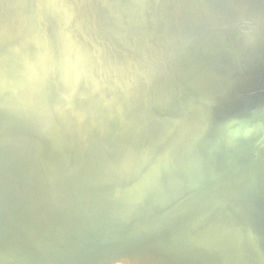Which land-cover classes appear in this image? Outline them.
Returning a JSON list of instances; mask_svg holds the SVG:
<instances>
[{"label":"bare ground","instance_id":"bare-ground-1","mask_svg":"<svg viewBox=\"0 0 264 264\" xmlns=\"http://www.w3.org/2000/svg\"><path fill=\"white\" fill-rule=\"evenodd\" d=\"M72 1H74V0H72ZM117 1L120 2V4H122V5H123V3L125 4V1L123 2V0H117ZM153 1H152V3H153ZM155 1L157 2V0H155ZM170 1L172 4L173 3L172 1H174V0H170ZM187 1H189V3L191 4L190 0H185L186 3H182V1H181L180 5L182 3L183 6H180L179 0L177 1L178 5L181 7V8L179 7L180 10L182 9V7H185L184 4L186 5ZM194 1H197V0H192V2H194ZM200 1L201 0H199V2ZM246 1H248V0H246ZM246 1H244V0H207L205 2V4L203 3V1H201V3H203L204 6L199 5V4L198 5L200 7L196 6L197 3L195 2L194 5L193 4H192V6L190 5L191 7H189V8H188V6H186V8L182 9V11H179V9L177 8L178 6L176 7V5H177V3H176L174 6L178 9L177 11H179V13H177V11H176L177 14H176L175 18H174L175 14L171 15L172 19L176 20L175 21L176 23L172 21L171 16L168 17L169 19L166 16H164V17H161L160 21H162V24H163L166 21V19H168V22H165V24H163V25H161L159 23L157 31H156V29H154L155 26H157V23H156L157 19H155L156 25L153 24V25H155L153 28V31L152 32L150 31L151 28L148 29L151 32V36H153L154 40H155L156 34L160 30L159 27L163 28L160 30V31L163 30L162 34H160L158 32L161 36H163L162 37L163 40L161 41L159 39L160 38V35H159V36H157V39H156L157 42H155L156 41L155 40L154 43H152L153 45L156 43L158 44V42L160 40L161 41L160 47H158L159 45L156 44L157 47H156V45H154V47H156V48L151 49L152 44L147 42V41H149V40H147L149 38L148 36H147L148 37L147 39H146V37L144 39H145V42L147 45H148V43L151 45L145 46V42L143 41L144 45H141V46L137 45V47H134L135 42H133L134 44L132 45L131 42H130L131 44L129 43L128 39L121 38L120 40H118L122 36L116 37L117 38L116 40H118L119 43H123L121 45H125L126 48L131 50V51L130 50H128V51L132 53V56L130 58H128L129 56L126 55V53L128 54V51H126V53H123V52H125V51H123L124 47L122 48L121 46H119L120 45L119 43H117V45H118L117 47H121L122 50H120V48H117V47H116L117 50H115V47H114V50L116 51L114 55L115 56H116V54L118 55L117 51H119V50L122 51L121 53H123L124 56H126L124 61L121 60L124 57L123 55L120 58L121 54L118 55L121 61H118V59H119V58H117L118 56L117 57L114 56L115 58H117L115 60H113L112 58H109L110 56L111 57L113 56V55H111L112 53L109 54V57L105 54L106 50H104L102 48V47H104L105 44L103 46L99 45V44L94 46L93 45L94 43H92V42L95 39H93L91 41L92 44L90 47L86 46L82 50H80L81 51L80 55H79V53L77 54V52L79 50L77 49L78 43L76 44L77 47L74 49H76V51H77L76 56L79 55L78 56L79 65L77 66L78 72H80V74H82V76L89 74V77L90 76L92 77L91 80L94 83L93 86L98 87L102 91L104 98L108 99V101H110L114 107L107 106L106 104L103 105V103L101 104L102 101H100V103L98 102V100H97L98 97L96 98V95H95V93H96L95 87L92 86L93 90H94L92 92L87 87L82 86L81 88H78L77 90H76V88H74L76 90V91L74 90L75 91L74 96L69 93V95H72L71 96L72 98L69 96V98H71V100H70L71 102L69 104L71 107V110H68V113H67L66 112L67 110L65 111L66 108L64 107V104L69 102V100H68L69 98L67 99L66 97H64L65 91H64L62 85L59 83L60 81L57 82L58 77L56 76L57 77L56 81L54 80L55 78L52 79V81L54 80L55 82L52 83V81H51L49 83L50 84L49 92L52 93L54 100H55V103H53L51 109H49V112H50V115L48 116L49 117V125L47 126L48 128L44 129L45 130L44 132L47 131V133L41 132V133H44V135L42 138H41L42 135H40V138H41L40 141L42 142V144L40 141H38L41 144L38 147V148H40V150L39 149L38 150H39V152H41L42 145L43 146L46 145L45 142H51V147L53 149L51 151V152H53V154H51V155H54V160H55L54 162H55V164L57 163L58 169H59L58 172H60V171L62 172V170L64 171L66 166H68V165H66L68 160H70V162L69 161L68 162L71 165V163L74 162L73 161L74 159L76 161L77 160L81 161L82 158L85 157V155H86V157H85L86 159L83 158L84 160H82L81 162L85 161L84 164H86L88 167H90L94 163L96 165V161H98V160L100 161V159L104 160L103 158L108 156V154H109V156H108L109 158H106V159H110V157L112 158V156H114L113 157L114 160L117 159L119 162L118 158L121 155L119 157H117V156L119 154L118 150L120 151V149H122V148H120V147H122L121 144H125L127 146L128 142H131L132 138L134 139L136 137H138L136 140V141H138L139 136L142 137V135H139V132L141 134L145 129L147 132V128H148V133H149V131L151 130V129L149 130V128H151V126L156 122L155 118H154V111H152L151 108H149V107L152 106L154 103L156 104V102H153V100L157 101V99H161L165 94H166L167 98L170 100L169 102L172 105H174L175 100L177 101V99H179L177 97H176L177 99L174 97V95L178 92L179 96H181L180 99H181L182 103H184V107H186L187 110L188 109L191 110L192 112L191 111L190 112L192 114L191 115H190V113L188 114V112L186 110V112H187L186 115H189V116L188 117L184 116L185 117V119H184L183 114L179 113L180 110L179 111L174 110V112L177 111L180 115V116L176 115V118L179 117L180 119H182V118L184 119L183 122H182V120L179 121L178 120L179 118L175 119L176 121H179L181 123V125L179 123L177 125V123H176V127L180 125L179 128H177L175 132L173 131L174 129H171L174 132L171 134H169V132H166V133H168V135H166V133H165V135L168 136L169 138H167V140H165L164 142H162L163 141L162 138L166 137V136H163L164 134H163V132H162L163 130H162L161 131L162 134L160 133L159 137L155 138V139L162 140L161 142L158 141L159 142L158 144H160V143L161 144L158 145V147L156 146V148L153 147L154 150L149 152L148 155L142 156V158H140L139 160L134 159V161H136V162H134L133 166L130 165V167H131L130 170L127 169V168H129V167H127L128 162H127V164L122 163V165L123 166L126 165V169L129 170L128 176H126V174H124L127 177L126 179L124 178L122 180V178L119 177V175L117 176L118 179L121 178L122 185L124 183L123 181L126 180L125 185H123V187L116 188V186H114V184L112 185L110 183L112 185L110 187H115V188H109V185L107 184L108 190L105 191L107 188L105 186V190H103L104 186H102V183H101L98 186H101L102 191L103 192L105 191V192L102 194L101 193L102 191L100 190L101 187H99V191H100L101 195L96 194L98 196L95 200L87 202L86 198L89 196L87 194L88 196L85 198L86 200H82V202L85 201L86 203H84V205L78 203V205H83V206L78 207V205L76 203V204H73V205H77L76 208H69V209L67 208L66 209L64 207L65 209H63V210H61L59 208V210H60L59 212H56L53 210L54 208H51L52 202H50L51 203L50 207H49L48 202H47V198L50 196V194L51 195L54 194L51 192L52 191L51 187H50L51 190H49L50 192H48V193L45 192V190H44V193L47 194V198L44 197L45 194H42L44 196L38 195V194H40L38 192H37L38 196L37 195L32 196V194L30 193V191L33 192L32 188H30V190H29V193L31 194L32 197L25 195L26 194L25 191H27V188H28L26 186L28 184H32V181H31L32 179L31 180L29 179L30 183H28L29 180H27L28 184L25 182H22L25 180V178H24L25 174L23 172L24 169L22 168V165H21L23 162L21 159H24V157L22 156V152H20V150H19V147H20V149H22L21 148L22 146H20L19 144H18L19 146L17 145L18 142L23 141L22 138L25 136V133H27L26 127H27V130H29V131L32 130V134L35 132V130L39 131L38 129H40V127L42 128V124L40 126H39V124H37L39 126V128L36 127L35 125H36V121H37V123L39 122L38 121L39 119H36L37 114H38L37 111L39 109V108L37 109V102L38 103L40 102L39 98H37V95L39 94L38 92H40L39 89H42L40 87L39 82H40V80L43 79L41 77V79L35 80L33 78H30L27 74L26 75L24 74V70L26 69V62L21 61L19 59L17 48H18V46H20L21 44H23L25 42L29 43L28 48H30L31 50L28 51V54H27L28 58L35 59L36 57H38L40 59H43V55L41 53L40 47H41L43 38L48 33V30L47 29L45 30L46 26H45V24H43L44 22L41 20V18H42L40 15L41 12L39 10L36 11L34 9L30 10L31 8H33V4H32V6L30 4L29 9L27 10L28 13H25L27 16L24 17L23 19H21L19 22H18V20H16V22H18V23H15V24L12 22L13 21L12 18L8 19L10 16L8 14H10L11 12L4 13L3 10H0V58L5 59L6 61L11 60V64L7 65L6 70H1L2 65L0 64V75H3V74L7 75V78L4 80L3 84L0 85V124L2 125V123H3L2 131L0 132V135H2V137H3V138L0 137V153L7 154L8 156L11 157L12 161L14 162V165H13L14 168L18 166V169H16V168L14 169L11 167L7 168V167L3 166L0 162V164H1L0 169L3 170L2 172L0 170V173H1L0 174V242L3 243V245H4V250L2 252H0V264H4L3 261L1 260V257H3V260L8 258L9 257L8 253L14 251L15 248H21L25 253V260L22 264H143L144 262L146 264H156V261L154 259L156 257H158V256H156L158 253H159L158 255L161 256L162 252H163L162 253L163 260H166V261H164L165 264H168V262L170 260L180 259V258L182 259L183 257L185 260H187L186 257H191V258L196 257V259L198 258V261H203L204 259H206L205 261H207V259L210 260L211 256H212L214 263L211 260V262L208 261V264H210V263L215 264L216 263L215 261H217L218 259L213 257V255H211V252L213 254L217 255L218 258H220V257L222 258V256H223L222 254L228 253V255H230L233 251H234L233 253L237 254V255L235 254L236 255L235 257H238L237 260H239V257H240V259H242L239 261V262H241V264H244V262L248 258H249V260H247V261L250 264H264V182H262V180H261V177L264 175V163H263L264 161L261 158L258 159V157L264 155V62L262 63L261 62L262 60L259 61L260 59L264 58V56H261L262 58L257 60L255 63L252 60H251V62L249 61L250 60L248 58L249 56L247 57L249 60L246 58L247 64H249L248 62H250L251 64L253 62V64H254L251 70H250L251 67H249L247 64L239 63L243 67L245 65H247L248 66L247 68L249 69V72L247 74L248 75L247 79L245 78V76H244V79H243V77L239 78V79H242L243 81L246 79L244 82L245 85L243 84L242 81H238L240 85L241 84L244 85V87H242V86L239 87V85H237L238 82L237 83L235 82L236 83L235 84L234 82L231 81V85L229 84L230 81H228L227 79L232 80V78L231 79L229 78L230 77L229 73H230V71H233V70L227 69L229 71V73H228L226 68L224 69V64L223 65L219 64V61H221V60L217 61L216 60L217 56L214 57V54H213V52H215V50H214L215 45L213 46V44L216 43V42L213 43V41H216L215 39L217 38L218 35H220L221 33L223 34V31L222 32L219 31L220 34H217L218 28L220 26H222V25L219 26V24L224 23L223 28L225 26V29H226V27H227L226 24H228L229 22H233L230 24H231V29H235L234 31H236V32L240 31L241 33H243V35H246V37H248V35L252 34V33H250V30L252 29L251 26H248L246 24L248 22L250 23V25H251V23H254L251 21L252 20L254 21V18L256 16L257 12L260 14V16L258 14L259 17L262 16V14H261L262 12L260 10L264 7L262 6V8L260 9L259 8L260 5H258L257 3L260 1H263V3H264V0H260V1L258 0V2L254 1L257 3L251 2V4L250 3L248 4V6H250L252 4L258 5L259 11H256V9L254 10L253 8H255V7L248 8ZM85 2L92 4L93 0H75L74 1L75 6H77L78 4L80 5L82 3H85ZM136 2H137L136 3V5H137L138 0ZM144 2L146 3V0H144ZM159 2L160 1H158V3ZM164 2H166V0H164ZM244 2L246 4L245 8H248L247 10L244 8L245 11L242 7ZM74 3H72V2L70 3L72 5V8H71L72 13H73V9H74L73 7H75V6H73ZM131 3L134 4V2H132V1H131ZM160 3H162V2H160ZM166 3L168 4V7H167ZM166 3H164V5L160 4L161 6H164V7L160 6V8H162V11L165 10L166 12H169V14H170L171 10L169 8H172V7L174 8V6L169 7V3L168 2H166ZM240 3L242 5H240ZM68 4H69V2L65 3V5H67L69 7L70 4L69 5ZM139 4L137 5V7L139 6ZM141 4H142V7H144V3L142 2ZM147 4H148V2L146 3V5ZM149 4H150V1H149ZM154 4L155 3H153V5ZM261 4H262V2H261ZM148 5L146 6V8L148 7ZM150 5L149 6L152 7V4H150ZM156 5L157 6H154L153 9H155V7H157V9H156L157 11L156 10L155 11L158 12L159 11L158 10V4L156 3ZM124 6H126V4ZM129 6H128V8H129ZM70 7L68 10L71 11ZM137 7L136 6L134 7V5H132V7H130V8L133 9V8H137ZM34 8H35V6H34ZM116 8H117V10L119 9L118 7H116ZM124 8H126V10H127V7H124ZM139 8H137V9H139ZM163 8H166V9H163ZM142 9H140L141 12H142ZM167 9L170 11H168ZM174 9H172V11H174ZM126 10H124V12ZM150 10H146V11H148V13H150V12H152V10L151 11ZM137 11L138 10H135V11L132 10V13L133 12L136 13ZM155 11H153V13H154V15L152 14L153 16H156L158 14V13L156 14ZM160 11H161V9H160ZM160 11H159V15L161 14ZM165 11H164V13H165ZM3 13H4V18L2 20L1 15ZM72 13H70V14H72ZM148 13H147V17L148 16L151 17V15H149ZM109 14H111V13H109ZM141 14L142 13L136 15V17L138 16V18L141 19V16H140ZM171 14H172V12H171ZM118 15H120V14H118ZM124 15H126V14H124ZM245 15H248V17ZM123 17H120L119 20H117L122 25L125 22V20L128 19L127 17H129V16L124 17V18ZM136 17H134V18H136ZM145 17H146V15H145ZM115 18H116V16H115ZM131 18L132 17L129 18L130 21L132 20ZM153 18H155V17H152V19ZM262 18L263 17H261V19ZM140 19H139V21H140ZM152 19H148V20L150 21ZM237 19H239L241 21L243 19L246 20L245 22L243 21V23H244L243 27H241L239 25L242 22L239 23ZM144 20H146V19L144 18ZM144 20L141 19L143 24H144ZM262 20H264V19H262ZM130 21H129V23H130ZM139 21H138V23H139ZM106 22H108V21H106ZM111 22H110V24H111ZM115 22H116V20H115ZM134 22H136V21H134ZM134 22H132V23H134ZM145 22L147 24V27L141 23L144 26V28L142 27L143 31H147V28L150 25V24L148 25V21H145ZM101 23H102V21H101ZM101 23H100V25H101ZM120 23H118V24L120 25ZM174 23H175V25H174ZM243 23H242V25H243ZM255 23H257V19H256ZM259 23H260V25L258 24V26L260 28L261 22H259ZM104 24H105V22H104ZM104 24H103V26H104ZM118 24L116 22V25H114V26L116 27ZM107 25H109V24H107ZM107 25H105V27ZM122 25H120V27ZM129 25H131V23ZM262 25H264V24H262ZM237 26H240V27H237ZM256 26L257 25H255V27ZM123 27H124V25H123ZM140 27L141 26H139V27L136 26L135 28L138 31V28H140ZM145 27H146V29H145ZM94 28H95V26H94ZM125 28H127V26H125L124 29ZM135 28H134V30L132 29V27H130L128 29H132V32H135V30H136ZM142 28L140 30H142ZM228 28L230 29L229 24H228ZM228 28H227V31H228ZM105 29H107V28H105ZM118 29L116 28L114 32H116V30L118 32ZM128 29H126V31ZM255 29H258V28H255ZM255 29L252 31H255ZM263 29L264 28H262V30ZM94 30H96V29H94ZM98 30H99V28H98ZM98 30H97V32H98ZM121 30H123V28ZM221 30H223V29H221ZM102 31H104V30H102ZM109 31L111 33V29ZM126 31L123 32L125 35H126V33H125ZM143 31H141V32H143ZM149 31H147V32L149 33ZM256 31H255V33H256ZM84 32L85 31H83V33ZM97 32H96V34L99 35L98 33L100 32V30L98 33ZM258 32H260V31H258ZM263 32L264 31H262V33ZM123 33H122V35H123ZM127 33H128V31H127ZM138 33L140 34V32H138ZM138 33H136V34H138ZM85 34L88 36L87 32ZM92 34H94V33H92ZM109 34H108L107 40H109V37H110ZM112 34H113V32H112ZM130 34H133V33H130ZM139 34H138V36H139ZM141 34H143V33H141ZM63 35L66 36V33ZM114 35H112V36H114ZM146 35L147 34H145V36ZM224 35H225V32H224ZM243 35L242 36L239 35V36L243 37ZM256 35H258V33L255 34V37H256ZM262 35H264V34H262ZM90 36L91 35H89L88 37H90ZM100 36H102V37L101 38L99 37V39H104V42H101L103 40L100 41L98 39L99 43L100 42L102 44L106 43L107 40H106V38L103 37V36H105V31H104V35H100ZM115 36H117V35H115ZM133 36H134V34L132 35V37ZM225 36H227V35H225ZM228 36H229V34H228ZM253 36H254V34H253ZM77 37H78V35H77ZM123 37H124V35H123ZM250 37H251V35H250ZM250 37H249V39L253 38V37L252 38H250ZM31 38L32 39L35 38V39L32 40ZM68 38H69V40H67V41L65 40L64 42H67V43H68V41L71 42L73 37L71 35V37H67V39ZM70 38H71V40H70ZM94 38L97 39L98 37H94ZM112 38H110V40H111V42H112V40L114 42L115 37L113 39ZM259 38H260V36H259ZM262 38H263V36H262ZM78 39L81 40V38H77V40ZM85 39H87V38H85ZM149 39H151L150 41H153L152 37ZM80 40L78 41L79 43H80ZM105 40H106V42H105ZM110 40L108 41V43L110 42ZM222 40H223V37H222ZM227 40H229V37ZM235 40H236V38H235ZM255 40L253 39V41L256 42L255 47H256V45L259 46V44H257V43H259V41H257L256 38H255ZM89 41L90 40H88V42ZM133 41H135V40H133ZM139 41L141 43V40L138 39V42H136V44L137 43L139 44ZM239 41H240V43H239ZM239 41H237V43H239L240 46L242 44H245V46H247L248 44L246 45V43L253 42V41L244 42V37H243L244 43H241V38L239 39ZM245 41H246V38H245ZM64 42H62V45H64ZM82 42H83V40H82ZM230 42H232V41L230 40ZM230 42H228V43H230ZM263 42L264 41L262 40L261 43H262V46L264 47ZM108 43H106L107 48L111 47V49H112L113 45L114 46L116 45V43H114L113 45L111 43H109V44H111V46L109 47ZM224 43H225V40L221 44H224ZM86 44H87V42H86ZM216 45H218V43H216ZM224 45L223 46L221 45V47H220V43H219V47L221 48L220 52L222 53L221 55L222 56L226 55L227 58L224 57V60L226 61L228 58H233V53L235 54V52H237V49L233 50L234 47L231 43H230V45H232V47L230 46L232 49L231 51H230V48H228L227 46H224ZM236 45H238V44H236ZM250 45H252V44H250ZM66 46H63V47L66 48ZM132 46L134 47V49ZM245 46H244V48H245ZM262 46L260 44L259 50H261ZM69 47L67 46V48H69ZM242 47H239L238 49H241ZM248 47L252 49L253 45H252V47L247 46V48ZM263 47H262V49H264ZM101 48L104 50V53H103V51L101 53L100 52L101 50L99 51V49H101ZM126 48H125V50H126ZM149 48H150V50H149ZM218 48H216L217 51L219 50ZM69 49L71 50L72 48H69ZM93 49H94V51H92ZM114 50H112V52ZM241 50H243V48ZM256 50L258 51V49H256ZM63 51L64 50L59 51V53L61 52L60 56H62ZM65 51H66V49H65ZM96 51H99L100 52L99 54H104L105 58L107 56V58H109L108 63L103 62L104 60H102V57L104 58V55L103 56L99 55L100 57H97V58H99V60H102V61H101L100 65H97L98 63L96 65H94L96 63L95 62L93 64L95 59L93 62L91 61V59L93 60V58H96V57L92 56V53L96 52ZM107 51L109 52L110 50H107ZM254 51H255V49L253 50V52ZM239 52H240V50L238 51V53ZM241 52L243 53V51H241ZM251 52L252 51H250V53H249L250 55H252ZM59 53L57 55H59ZM217 53L219 54V51ZM238 53L236 55H238ZM244 53H246V52H244ZM244 53L239 55V56L242 57V55H245ZM261 53L264 54L263 51ZM63 54L66 55L65 52ZM95 54L97 55L98 53H95ZM95 54H93V55H95ZM69 55L70 54H68V56ZM128 55H130V54H128ZM246 55H248V54H246ZM60 56H59V58H60ZM239 56L236 58L234 57L236 59V61L239 59ZM257 57H260V56H257ZM65 58L66 57H64L63 59L66 60ZM70 58H69V62H70ZM107 58H106V61H107ZM126 58H128L127 60H130V59L132 60V61H130V63L132 65H130V63L126 60ZM234 58L232 60H234ZM242 58H243L242 62H245V58L244 57H242ZM56 59H58V58L56 57ZM67 59H68V57H67ZM219 59H222V57L221 58L219 57ZM55 60H53V59H47V60L43 59L42 60V62L45 63L42 68L43 69L46 68V69H44V71L48 75H49V73L47 71H50L48 68L49 65L54 66L53 70L55 72V64H53V65L51 64V63L57 62ZM58 60H60V59H58ZM125 60L127 62H125ZM255 60L256 59H254V61ZM227 61H229V60H227ZM230 61H229V63L232 64ZM239 61L241 62V60H239ZM72 62H74L73 58L71 60V63H69V65L70 64L72 65ZM62 63H65V62H62ZM66 63H67V60H66ZM102 63H105V64H103V66H102L103 69H100ZM58 64H56V65H58ZM230 64L227 66L229 67ZM61 65H64V64H61ZM234 65L236 66L238 64H236V62H235ZM96 66H98V67L96 68ZM227 66H225V67H227ZM242 66L240 67V69L242 68ZM110 67L114 70V72L111 71L112 69ZM237 67L239 69V66H236V68L234 67L236 71H237ZM47 68H48V70H47ZM51 68H53V67H51ZM60 68L61 67H59V69ZM71 68L72 67H70V69ZM64 69H62V70H64ZM76 70L74 71V73H78V72H76ZM96 70L99 71V73L101 71H103L104 73L101 72L102 75H99V73L96 72ZM245 70H244V72H245ZM110 71L113 72V74L110 73ZM54 72H53V75L56 74ZM63 72H65V71H63ZM67 73H68V71H67ZM67 73H64V76H66L65 74H67ZM238 73L239 74L241 73L239 75V77H241L243 70L241 72L237 71L236 74H238ZM246 73L247 72H245L244 74L246 75ZM71 74H72V72H71ZM50 75H52V74H50ZM60 75H59V78H61ZM48 77H46V78L48 79ZM66 77H64V79ZM234 77H238V76L234 75ZM62 78H63V76H62ZM74 78H75V76H74ZM76 78H79V77H76ZM89 79L90 78L86 79V77H84L83 80L87 81ZM48 80H50V78ZM83 80H82V82H83L82 85L85 84ZM234 80L236 81L235 78H234ZM62 81L63 80H61V82ZM75 81H76V79H75ZM79 81L80 82H78V79H77V82L80 85V83H82L80 78H79ZM41 82L43 83V80ZM64 82L66 83V79ZM64 82H62V83H64ZM92 82H91V84H92ZM240 82H242V83H240ZM18 83L21 86L16 87V85H18ZM73 83H71V84H73ZM77 84H75V85H77ZM65 85H67V83ZM41 86H42V84H41ZM74 87H76V86H74ZM45 88L48 89V87H45ZM70 88L69 87L66 88V89H68L67 91H69V90L72 91V87H70ZM98 88H96V89H98ZM91 90H92V88H91ZM40 95H41V92H40ZM175 96H177V95H175ZM42 97H44V96H42ZM65 98L68 101L64 100ZM163 99H165V97ZM45 100L47 101V98H45ZM41 101H43L45 103L44 100H41ZM65 101H66V103H63ZM151 101L153 102V104H150V106H149V103ZM163 102H166V100ZM179 102L177 101V103H179ZM157 103H158V101H157ZM215 103H220L221 108L214 110L213 107L215 106L214 105ZM161 104H165V103L161 102ZM180 104H181V102L179 103V105ZM43 105H46V104H43ZM49 105H50V103H49ZM49 105H47V106H49ZM167 105H168V103H167ZM167 105L165 104L166 107H168ZM41 107H43L42 104H41ZM177 107L175 109H177ZM184 107L182 108V106H181L182 110L184 109ZM164 108L165 107L163 106V109ZM169 108L171 109L170 113H169L170 110L167 111V108L164 109V111L166 110L165 112L161 109V107L160 108L158 107L157 110L156 109H154V110L160 111L158 109H161V111H163V112H161L162 114L165 113L166 116H169V115H167V113H169L172 117L171 113L173 112L172 108H174V107L169 106ZM210 110L211 111L214 110V112L212 113V112H210ZM216 110L219 113H215ZM44 111H46V110H44ZM184 111H185V109L183 110V112ZM69 112L70 113L73 112V114H71L72 116L76 115L75 117H77L78 115L79 116L81 115V117H82L81 122H78L79 124H77V122H76V124L79 127L78 128L79 131L76 133L74 130L72 131V129L70 131L67 130L69 126L72 127V124L75 121L74 120L75 117L73 119L71 117V115L69 114ZM177 112H175V114H177ZM40 115H42V114H40ZM46 115H47V113H46ZM181 115H182V118H181ZM48 117L46 118L47 120H48ZM81 117H79V118H81ZM134 117L139 118V120L135 119L136 120L135 121ZM157 117L159 118L158 115H157ZM39 118H45V114H44V117H39ZM79 118H78V120H79ZM158 118H156V119H158ZM163 118H165V117H163ZM163 118H162V121H163ZM167 118L169 119V117H167ZM172 118L174 119V117H172ZM86 119H88L90 121L87 122ZM173 119L170 118V120H173ZM170 120H168L167 122L172 123V121H170ZM42 121H43V119H42ZM42 121H40V123ZM164 121H165V119H164ZM23 122H25L26 124L23 125L24 124ZM82 122H85V123H82ZM80 123H82L83 125L79 126ZM174 123H175V121H174ZM44 124H46V123H44ZM44 124H43V127H45ZM157 124H156V126H157ZM159 124L161 125V121ZM164 124H166V122H164ZM168 125H171V124H168ZM73 127H74V125H73ZM161 127H163V126L158 125V127L157 128L155 127V128L156 129L159 128L158 130L160 131ZM168 127H166V128H168ZM36 128H38V129H36ZM153 128L154 127H152V131H153ZM171 128H173V126H171ZM87 129L91 130L90 133L87 131ZM156 129H155V131H156ZM40 130H43V129H40ZM85 130L87 131V135L88 134L89 135L86 136L87 139L85 138V140H84V138H82V137L84 135L83 131H85ZM169 130H170V128H169ZM67 131H68V133H67ZM165 131H168V130H165ZM66 133L68 134V136H69L68 139H70L71 142L75 143V141H78L80 143V141L82 142V140L86 142L83 149H86L87 152H85V150L83 152V149H80V152L82 150L83 154L86 153V154H84V156L81 154L83 156L82 158L79 156L80 152L78 154L76 153L75 155L70 153V152H73L71 150H70V152L68 151L69 153L67 151L63 152V147H61V146L71 145V142L69 140L68 141L70 142V144L66 141L67 136H66V138H64L62 135V134H66ZM148 133H146L147 136H148ZM150 133H151V131H150ZM150 133H149V136L151 135ZM61 135L63 138L61 137V139L59 141V136H61ZM160 135H162L163 137L161 136L162 138H160ZM27 136H29V135H27ZM32 136L34 137V135H32ZM144 136H146V135L144 134ZM144 136L142 138L140 137L139 141H141V139H143ZM33 137H32V140H30V142L32 141L34 143L35 137L34 138ZM150 137H152V136H150ZM128 138H131L130 139L131 141L129 140L126 143V140H128ZM153 138L154 137H152L151 140H153L154 143H156ZM29 139H31V138H29ZM62 139H64V141L67 142L68 145H66V143H60V142H62L61 141ZM145 139H144V142H145ZM149 139H148V142L147 141L146 142L150 144L151 140H149ZM58 142L61 145L58 146V144H59ZM142 142H140V143L142 144ZM28 143H29V141H28ZM74 143H72V144L74 145ZM133 143H134L133 145H135V146L138 145V144L136 145L135 141ZM147 143L146 144L143 143V145L144 144L147 145ZM29 144H31V143H29ZM62 144H65V145H62ZM82 144H84V143L82 142ZM116 145L117 146L120 145L119 146L120 149L119 148L116 149ZM130 145H132V144H130ZM3 146L6 148V150L4 148H2ZM30 146H32V148L35 147L34 144L33 145L31 144ZM48 146H49V144H48ZM48 146H47V148H48ZM128 146H127V149L129 147H131V146H129V147ZM135 146H133L134 149H135ZM139 146H137V147H139ZM148 146L150 147V145H148ZM70 147L73 148V146H70ZM80 147H81V145H80ZM123 147H124V145H123ZM25 148H27L26 150H28L27 146H25ZM32 148L30 149V151H32ZM113 148H114V150H117L118 154L113 151ZM35 149H36V147H35ZM43 149H44V147H43ZM76 149H77V147H76ZM131 149H132V147H131ZM131 149L129 150L130 152L127 150V152H129V155L131 154ZM144 149H145V147H144ZM47 150H51V149L48 148ZM65 150L66 149L64 148V151ZM67 150H69L68 147H67ZM111 150L113 151V153ZM123 150H121V151L124 153V151H126V150H124V151ZM146 150H145V152H146ZM30 151L28 150L27 152H30ZM33 151H34V149H33ZM121 151H120V154H122ZM136 151H139V150L136 149ZM23 152H25V151H23ZM34 152L35 153L37 152L36 154L39 153L38 151H34ZM45 152L43 155H45ZM51 152H49V153H51ZM26 153H24V154H26ZM111 153L112 154L115 153V155H112ZM133 153H135V152H133ZM139 153L141 154L142 151ZM30 154L27 156L29 157ZM116 154H117V156H116ZM135 154L133 157H131L132 159L138 157V156L135 157ZM146 154H147V152H146ZM126 155H128V154L125 153L124 154L125 157H121L120 160L122 158L126 159ZM137 155H139V154H137ZM142 155H143V153H142ZM24 156H26V155H24ZM46 156L39 157V158H41V160H39L38 158H36V160L38 159V161L43 162L42 159L44 158V163H45L46 160L48 159V158L45 159ZM48 156L50 158L52 157V156H50V154H48ZM115 156H116V158H115ZM28 157H27V161L25 160L24 163L27 162V164H28V159H29ZM256 157H257V159H256ZM131 158H129L128 161L131 162ZM30 159H29V161H30ZM33 159L35 161V158H33ZM106 159H105V163H106ZM71 160H72V162H71ZM49 161L47 162L48 164H49ZM116 161H114L115 163L112 162L111 160L109 161L110 163L111 162L113 163L111 165L115 166V167L112 166V168H116L118 166V165L116 166ZM100 162H99V165L101 164ZM32 163H34V162H32ZM32 163L30 162V164H32ZM38 163L36 161V165ZM50 163H52V162L50 161ZM80 163L78 162V164H80ZM119 163L121 164V162H119ZM124 163H125V161H124ZM27 164H26V166H27ZM72 164H74V163H72ZM84 164L81 163L80 167H83ZM131 164H132V162H131ZM39 165H40V163H39ZM53 165H54V163H52V166ZM111 165L107 166V168L108 167L111 168ZM45 166L47 167V165H44V167ZM71 166H72L71 168H73V165H71ZM94 166H92V169ZM100 166H102V165H100ZM104 166L105 165H103V167ZM31 167H32V165H31ZM54 167H55V165H54ZM54 167H52V168L54 170H56L55 168H57V167H55V168ZM121 167L122 166L120 165L119 170H121ZM41 168L43 169V166ZM41 168H38L36 170H38V171L41 170L43 172V170ZM138 169H139V172H138ZM25 170H26V174H27V168ZM80 170L82 171L83 168ZM88 170H89V168H88ZM100 170L104 172V168L101 169V167H100ZM100 170L98 172H100ZM105 170L110 171L111 169L108 170V169H106V166H105ZM49 171H51V175L53 177L55 174L58 173L56 171L55 174H52V173H54V171L52 172V169ZM67 171H66V173H67ZM73 171H74V168H73ZM114 171H115V169H113V171H112L113 174L111 173V175H114ZM28 172H30V171H28ZM45 172H46V170H45ZM47 172L45 175H48ZM78 172H77V174L79 175V178H77L75 176H73V177L75 179L77 178V180L81 181V179H80V178H82V177H80L81 173L79 172L80 173L79 174ZM38 173H40V172H38ZM82 173H86V172H82ZM89 173L88 174L86 173L88 175V177H90ZM93 173L91 172L90 174H92L93 179H95L93 176ZM116 173L121 174V173H119V171L117 172V170H116L115 176H116ZM227 173H229L230 175L232 174L231 180H234L233 183H235V186L237 188L236 190H238V193H237V195L232 194L233 189H229V191L230 190L232 191L231 194L233 195V197H234V195L237 197L236 198L234 197V199H233L231 197V194H228L229 192H227L226 195H228V196L230 195L229 198L231 197L233 199V201H232V199L228 198L229 202H227L228 199H226V200L224 199V202H227V204L231 205L230 200L233 203L235 200V203H239V204H235V206L233 204V205H231L232 207L227 206V208H226L225 205H227V204L223 203L222 198H220L219 200L222 201V203L225 205L223 206L221 202H219V203L221 204V206L225 207V209H223V211H222V209H221V211H219V209H218L217 211L222 212V214L224 213L225 215L230 214L231 213L230 210L237 211L236 215L238 213L240 215V216L238 215V219H240V217H241L240 221H242L241 226L239 225L241 229L240 230H234V229H237L239 226L237 225L238 226L237 227L233 224L232 225H230V223H228V224L230 225V228L235 226L234 228L231 229V231L233 230L236 232L237 231L243 232L242 233L243 235L241 233L237 232V235L238 234H240V236L242 235L241 237L244 240L243 242L238 243L237 238L239 239L240 236L238 235V237H236L235 236L236 232H235L232 235L231 242L233 241L232 239L234 236V240L236 239L237 243L233 241L232 243H234V244L231 245L230 244L231 242L228 244V242L230 240L229 237H227L228 242L226 243L227 239H225V237L230 235V234L226 235L228 233V232H226L225 236H223L224 234L221 235V233L223 231L221 232L220 227L215 226L213 224V222H215V221L220 222L219 219L223 215L222 214L220 215V213H218L216 211V208H217L216 205L215 206L213 205L214 206L213 207L211 204V206H210L211 210H214V212L216 211V214L217 213L219 214L218 218L219 217L220 218L218 220H216V218H214L215 220L211 221L210 217H209L208 218L209 222H208V219L206 218V215H205L204 217H205L207 222L199 219V221L201 220V222H196L194 224V226L191 228H184V227L180 226L179 228L178 227L176 228V229H178L176 232H173V231L171 232V230L174 227L173 225L176 226V225L180 224L184 220L185 215H183V217H179L177 214H173V215L170 214L169 216H174L173 219H169V220L167 219L166 220L165 218H163L166 220L163 223L155 224V225H152L151 227H150V225H148L150 227V228L149 227L147 228L148 231H146L147 229L145 228V231L147 233L149 232V234L151 236L150 240L154 243V246L155 245L157 246V247L156 246L154 247L158 251V253L156 251H154L157 253L155 255L156 257H153L154 254L151 257L152 253H150V252L154 249L148 250L150 252H148V251L146 252L143 249H140V250L135 249L133 254L130 253V252H133V250L135 248L134 247V244H135V242H134L135 238L134 237L135 236L133 237L131 233L133 231L137 232L138 230L142 229L143 227L141 226L142 227L141 228L140 225L142 223H146L147 222L146 218L150 217L149 216L150 213L152 214V212L150 210L146 209V205L148 204V202L151 203V200H154V202H155V200L157 201L158 199H159L158 201H160V203L162 200L165 201V199L167 201H171L169 198H168L169 199L168 200L166 197H170L171 194L174 196L175 192H176V194H178L177 193L178 191H176V189L171 191L172 186L170 187V190H169L171 192V194L170 195L167 194V196L164 197L165 199L161 200L160 195L163 192H165L164 189H169L168 187L170 185L175 186L174 183H177V182L181 185V189H179L180 193L182 195L181 198L183 197V195L185 193L188 195L193 190H199L198 192H202V190L204 188L210 187L207 185L208 184L210 185L209 182H212L213 180H215V183L221 184L224 181V180L221 181L222 178L224 179L223 175L224 174L227 175ZM61 174L62 173H60V176H61ZM107 174H108V172H107ZM107 174L104 172V177L102 176V178L107 177V176H105ZM40 175H42V174H40ZM57 175H59V174H57ZM82 175L84 178L87 176V175L84 176V174H82ZM96 175L99 176L97 173H96ZM124 175H123V177H124ZM29 176H30V174L28 175V177ZM67 176L68 175H66V177ZM71 176L72 175L70 173V177ZM22 177L24 179H22ZM41 177L39 176L38 179H40ZM66 177L64 176V178H66ZM254 177H257L255 179L257 181L256 185L258 184L257 185L258 188L256 186V188L252 187L253 189L247 190L246 187L249 184L247 183L246 180H249L251 178L254 179ZM33 178H34V176H33ZM102 178H101L102 181H104L106 179L105 178L103 180ZM110 178L112 179V177H110ZM38 179H36V180H38ZM45 179L48 180L47 178H45ZM45 179H43V180H45ZM75 179L73 181V178H72V181L74 183H76ZM96 179H97V177H96ZM114 179L116 180V177ZM118 179H117V181H118ZM54 180H55V177H54ZM65 180H63V181H65ZM82 180L86 181L87 179L84 180L82 178ZM95 180H93V182ZM226 180H230V178H228ZM259 180H261V182H259ZM57 181H58V179L56 180V182ZM80 181L78 182V184L83 182V181H81V182ZM220 181H221V183H219ZM40 182H41V180L39 181L38 184H40ZM56 182L53 181L54 185ZM67 182L70 183V181H66V183ZM88 182H90V181H88ZM107 182H108V180H107ZM118 182H120V179ZM118 182L116 183L117 185H118ZM230 182L232 183V181H230ZM62 183H65V182H62ZM84 183H86V182H84ZM57 184H58V182H57ZM222 184H224V183H222ZM42 185H45V183L40 184V186L42 187V190H43ZM52 185L53 184H51L50 186H52ZM66 185L69 186L70 184L69 185L65 184V187H66ZM75 185H72V186H75ZM94 185H95V183L92 184V187L98 188V186H96V185L94 186ZM122 185L119 184L118 187H120ZM231 185H228V186H231ZM254 185H255V182H254ZM29 186L31 187L33 185H29ZM38 186L39 185H37V187ZM45 186H47V185H45ZM45 186H44V188H45ZM62 186H64V185H62ZM85 186H83V188ZM174 186H173V188H175ZM57 187H55V188H57ZM176 187H178L177 184H176ZM213 187H215L214 181H213ZM55 188H53V189H55ZM62 188L58 187L57 189L58 190L61 189L60 191L64 192L65 189L62 190ZM78 188H79V185H78ZM48 189H49V187H48ZM71 189H72V187L70 188V190ZM76 189L77 188H75V190ZM87 189H88V191L92 190V191H90L91 193L89 192L90 195H92L93 192H94L93 194L95 195V193L98 191V189H97V191L95 192L94 190H96V189L93 190V189H90L88 187H87ZM87 189H86V191H87ZM207 189H206V191H207ZM68 190H67V192H68ZM75 190H72V191H75ZM181 190H183V191L181 192ZM208 190H210V189H208ZM35 191H37V189ZM38 191H40V189ZM54 191L56 193L57 190L55 189ZM83 191H84V189H83ZM99 191H98V193H99ZM234 191H235V189H234ZM24 192H25V194H24ZM84 192H83V194H85V195H82L83 198L86 196V192L85 193ZM166 192L168 193V190H166ZM235 192H237V191H235ZM64 193H66V191ZM64 193L60 192V194H62V196ZM180 193H179V196H180ZM70 194H71V192H70ZM79 194H80V192H79ZM79 194H78V196H79ZM81 194H82V192H81ZM73 195H76V192ZM164 195H166V194L164 193L163 196ZM211 195H213V194H211ZM226 195H225V197H226ZM78 196H77V199L79 198ZM82 196H81V198H82ZM215 196H216V194H215ZM55 197H58V196L56 195ZM69 197L70 196L68 195V200L72 198V197H70V198ZM89 197H91V196H89ZM92 197H94V196H92ZM92 197L90 199H93ZM161 197H162V195H161ZM201 198H203V200H204V197H201ZM210 198L212 199V196ZM213 198H215V197L213 196ZM237 198H238V202L236 201ZM50 199L52 201V198H50ZM54 199L56 200V204H57V202H59V205L62 204V203L60 204V202H61L60 199H59V201L56 198H54ZM63 199L64 198H62V200ZM173 199H175V198H173ZM209 199L207 198V201H209ZM64 200H65L66 205H67L66 199H64ZM175 200H176L175 202H177V200L179 201L180 199L178 198ZM213 200H211L213 202V204L216 201H219L218 197H217V200L215 198V200H216V201L214 200L215 202ZM77 201H80V200H77ZM167 201H166L165 205L171 203V202L167 203ZM74 203H75V201H74ZM163 203L164 202H162V204ZM172 203H173V201H172ZM56 204L55 203L53 204L55 206V208H57V206H58V204L57 205ZM162 204L160 205L161 210L163 208L162 206L164 205V204L163 205ZM177 204L179 205V203H177ZM182 204H183V202H182ZM215 204H217V206L220 205L218 203H215ZM152 205H153V203H152ZM155 205L152 207L158 208V206L155 207ZM31 206L32 207L34 206L33 207L34 209L29 208ZM63 206H65V205L63 204ZM147 206H149V204ZM175 206H176V203H175ZM192 206H193V204L191 205V207ZM195 206H196V204H195ZM27 207L29 209L33 210L34 212H36L38 214V217L35 214L34 215L38 219L42 218V220L39 222L36 221L37 222L36 223L35 222L36 217L34 218L35 219L34 220L33 217L29 216L30 218L33 219V221L30 220L28 217H26L24 211H26L25 209H28ZM58 207H60V206H58ZM165 207L163 209H165ZM169 207H172V206H169ZM212 207L214 209H212ZM154 208H153V210H155ZM184 208H185V206H184ZM184 208H183V210H184ZM218 208H221V207H218ZM29 209H28V211H30ZM39 209H40V211H38ZM200 209L202 211H205L204 207H201ZM65 210H68V211H65ZM157 210H159V208ZM165 210H162V211H165ZM177 211H178V209H177ZM186 211H189V209L188 210L186 209ZM192 211H194V210H191V213H192ZM155 212H156V210H155ZM168 212L170 213L171 211H169V209H168ZM168 212H167V214H168ZM232 212H234V211H232ZM153 213H154V211H153ZM172 213H174V211H172ZM175 213H178V212H175ZM210 213H213V212L210 211ZM210 213H209V216L212 215ZM155 214H157V212ZM162 214H163V212H162ZM164 214H165V212H164ZM193 214L194 213H192L191 215H193ZM232 214L233 213H231V215ZM29 215H32V213ZM187 215L188 214L186 213V216ZM207 215H208V213H207ZM151 216L153 217V214ZM158 216H156V217L159 219ZM213 216H214V213H213ZM213 216H211L212 219H213ZM227 216L225 218H227V220H228L230 215L228 217ZM233 216H235V215H233ZM187 217H185V218H187ZM223 217L221 218V223L223 222ZM189 218L192 219L193 216L189 217ZM231 218L232 217H230V219ZM152 219H154V218H152ZM230 219L227 222L234 223L235 219L234 220L233 219L230 220ZM8 220H10V221H8ZM232 220H233V222H232ZM148 222H149V220H148ZM155 222L157 223V221H155ZM152 223H153V221H152ZM221 223H219L217 225H222ZM228 224L225 223L224 225L228 226ZM235 224H240V223L237 221ZM142 225L144 226V224H142ZM146 225H147V223H146ZM222 227H223V225H222ZM230 228L228 227L227 229H230ZM224 229H226V228H224ZM146 232H145V234L147 235ZM135 234H137V233H135ZM141 234L144 235V233H141ZM157 234H159V235H157ZM223 237H224V239H222ZM119 240H125L124 242L128 243V245H130V243H133V244H131V247H129L127 250L117 251L116 250V248L118 247L117 241H119ZM151 241H150V243H151ZM146 246H148V244L145 245V249H146ZM151 246L153 247V245H151ZM226 248H228V249L231 248L233 250H231V249L227 250ZM222 249H224V250H222ZM129 250H130V252H126ZM226 250L228 252L224 253V252H226ZM220 252H222V254ZM19 253H20V251H19ZM128 253H130L131 255ZM209 253H210V255H209ZM219 253L221 254L220 257L218 256ZM228 255H227V257H229ZM164 256H166V259L164 258ZM235 257L233 256V258H235ZM151 258H153V259H151ZM223 258L226 259V256ZM230 258L231 257H229L227 259V261H228L227 264H231L230 262L232 261L231 259H233V258H231V259ZM196 259H193V260L199 264V262ZM148 260H150V261H148ZM153 260L155 261V263L153 262ZM156 260H157V258H156ZM163 260H162V262H163ZM189 260H188V262H190ZM234 260L236 261L237 264L239 263V262H237L236 258L233 259V261ZM243 260H244V262H243ZM159 261L161 262L160 259H159ZM159 261H158V264L160 263ZM227 261L224 262L222 259V263L224 262L226 264ZM235 261H234V263H235ZM162 262H161V264H163ZM191 262H193V261H191ZM196 262H194V263H196ZM205 263H202V264H205ZM191 264H193V263H191Z\"/></svg>","mask_w":264,"mask_h":264},{"label":"rangeland","instance_id":"rangeland-1","mask_svg":"<svg viewBox=\"0 0 264 264\" xmlns=\"http://www.w3.org/2000/svg\"><path fill=\"white\" fill-rule=\"evenodd\" d=\"M70 1H71L72 3H74L75 0H74V1H72V0H69V1H68V0H0V10H3L4 13L11 12L10 14H8V15H10L8 19L12 18V19H13L12 22H13L14 24H15V23H18L21 19H23L24 17L27 16L25 13H28L27 10L29 9L30 4H31V6H32V4H33V8H31L30 10L34 9V10H36V11L39 10V11L41 12V14H40L41 17H42L41 20L44 22L43 24H45V26H46V27H45V30H46V29L48 30V33H47V35L43 38V41H42V44H41V47H40V48H41V53H42V55H43V59H46V60H47V59H53V60H55L56 57H57L58 59H60V60H58V59L55 60V61H57L60 65H59L57 62H55V61H54L55 63H51L52 65L55 64V72H54V70H53V69H54V66H51V65L48 66V68H49V70H50V71H47L48 68H47V70H46V71L49 73V75H48V74L45 73V71H44V69H46V68H44V69L42 68L43 65L45 64L44 62H42L43 59H40V58H38V57H36L35 59H30V58H28V56H27L28 51L31 50L30 48H28L29 43H26V42H25V43L21 44L20 46H18V48H17V49H18L17 51H18L19 59H20L21 61H25V62H26V69L24 70V74H25V75L27 74L30 78H33V79H35V80H39V79H41V77L43 78V79H42V80H43V83L41 82L42 80H40V82H39V83H40V87H41L42 89H39L40 92H41V95H40V92H38L39 94L37 95V98H39V101H40V102H39V103L37 102V109H38V108H39V109H38V111H37V112H38V114H37V118L35 117L36 119H39V120H38V121H39L38 123H37V121H36V125H35V126L39 128V126L42 124V128L40 127V129H43V130H40V129L36 128V129H38L39 131L35 130V132L33 131L34 133L32 134V130L29 131V130H27V127H26V132H27L28 134L25 133V136L22 138L23 141H20V142L17 143V145L19 144L20 146H22V147H21L22 149H20V147H19V150H20V152H22V156L24 157V159H21V160L23 161L21 165H22V168L24 169V170H23V169H22V170H23V172H24V174H25L26 176L23 174L25 180L22 181V182L27 183V182H28L27 180H29V179L31 180V179H32V180H31V181H32V184H28V183H30V180H29V182L27 183L28 185H27L26 187H28V188H27V191H25L26 194H25V192H24V194H25V195H28V196H30V197H32V196H35V195H37L38 193H40V194H38V195L44 196V195H42V194H45V193H44V190H45V192L48 193V192H50L49 190L52 189L51 192L54 193V194L51 195V194L49 193L50 196L48 195L50 198H52V201H51V199H50L49 197L47 198V194H45L44 197L47 198V202H48L49 207H50V204H51L50 202H52V204H51V208H54L53 210L56 211V212H59V211H60L59 208H60L61 210L65 209V208H66V209H67V208H68V209H69V208H76L77 205H78V203L84 205V203H86V202H85V201L82 202V200H86V199H87V202L95 200V199L97 198L98 195H101V194H100V191H99V187H101V186H98V185H100L101 183H102V186H104L103 190H105V186H106V188H107L108 185H109V188H115V187H110V186H112L113 184H114V186H116V188H121V187H123V185H125L126 180L123 181L124 183H123V185H122V183H121V182H122V181H121V178H122V180H123L124 178H125V179L127 178L126 176H128V171L131 169L130 165L133 166V165H134V162H136V161H134V159H135V160H136V159L139 160L140 158H142V156H146V155H148L149 152H151L152 150H154V148H156V146L158 147V145L161 144V143L158 144V143H159L158 141L161 142V141L163 140L162 142H164L165 140H167V138H169V137L166 136V135H168V133H166V132H169V134L174 133V132L176 131V129L179 128V126L181 125V123H180L179 121L182 120V122H183L184 119H185L184 116H186V117L189 116V115H186L187 112H188V114L190 113V115H191V114H192V113H191L192 111L189 110V109H188V110H189V111H188L187 108L184 107V103H182V101H181V99H180L181 96H179V93H178V92L175 94V95H177V96L174 95V97H175V98H176V97L179 98V99H177V98H176V99H177L178 102L180 101L182 105H181V104L179 105L180 102L177 103L176 100H175V104L172 105V104L169 102L170 100L167 98L166 94H165L161 99H157L158 103H157V101L153 100V102H156V104H155V103L153 104V102L151 101V102L149 103V106H150V104H153V105L150 106L149 108H151V110L154 111V118H155V121H156V122H155V121H154L155 123L153 122L155 125L152 123L154 126L152 125L151 128H149V130L151 129V130H150L151 133H150V131H149V133L151 134L150 136L154 137L153 139L155 140L156 143H154V141L151 140L152 137L149 136L148 128H147V132H146V129H145L141 134H140V132H139V135H142V137L144 136V134L146 135V136H144L143 139H141V141H139L141 136H139V140H138V141H136L138 137H136V138H134V139L132 138V141L130 140L131 138H128V140H126V143H127V141H129V140L131 141V142H128L127 146H128V145L131 146L132 149H131V147H129V146H128L129 148L127 149V146H126L125 144H121L122 147H120V148H122V149L119 148L120 145H118V146L116 145V149L119 148L120 151L123 150V149L126 150V151L123 150L124 153L121 151V153H122L123 155L120 154V151H119V150H118V152H119V154H118L117 150H114V148H113V151L116 152V153L118 154V156H117V154H116L117 157H119V156L121 155V156L118 158V159H119V162H121V164L118 162L117 159H116L117 161L114 160V158H113L114 156H112V155H115V153L112 154L113 151L111 150V151H112V153H111L112 155H111V156H112L113 159H112L111 157H110V159H106V158H109V157H108L109 154H108V156H106L105 158H103L104 160L100 159L101 162L98 160V161H96V165H95V163H94V164L91 165L90 167H88L86 164H84L85 161H84V162H81L82 160H84L83 158L86 157V155H85V157H83L84 154H86V153L83 154V153H82V150H81V152H80V149H83V147H84V145H85L86 142L82 140V142L84 143V144H82L81 141H80V143H79L78 141H75V143H76V144H75L74 142H71L70 139H68V137H69L68 134H67L68 131H70V130L72 129V131L74 130L75 133L78 132V131H79V129H78L79 127H78L77 124H79L78 122H81V119H82L81 115H80V116L78 115L77 117H75L76 115H73V116L71 115V114H73V112H71V113L69 112V114L71 115V117H72L73 119H74V117H75V119H74L75 121H74L73 124H72V127H73V125H74V127L72 128L71 126H69L68 129H67V130H68L67 133H66V134H62V135H63L64 138H66V136H67V140H66V139H65V140H66L69 144H70V142H71V145H68L67 142H65L64 139H62V140H61L62 142H60V143H66V145H68V146H61V147H63V152H66V151H67V152H68V151L70 152V150L73 151L74 153H73V152H70V153L73 154V155H75L76 153L78 154V153L80 152V155H79V156H80L81 158H82V157H83V158H82L81 161H78V160L76 161V160L74 159V160H73L74 162H72V160H71V162L74 163V164L71 163V165H73L74 171H73V168H71L72 166H71L70 163H69L70 160H68L69 162L67 161V164H66V165H68V166H66V168L64 169V171L62 170V172H61V171L58 172L59 169H58V165H57V163L55 164V162H54V161H55V160H54V155H51V154H53V152H51V151L53 150L52 147H51V142H45V144H46L47 146H48V144H49V146H50L51 148H50L49 146H48V148L51 149V150H47L48 148H47L46 145H44V146L42 145V147H41V152H39L40 148H38V147L42 144V142L40 141L41 138L43 137L44 133H47V131L44 132V131H45L44 129H45V128H48L47 126L49 125V117H48V116L50 115L49 109H51L53 103H55V100H54V97H53L52 93L49 92V90H50V87H49L50 84H49V83L52 81L53 78H55L54 80L56 81V79H57V77H58L57 82L60 81L59 83L62 85V87H63V89H64V91H65V92H64V97H66L67 99L69 98V96H70V97H71L72 95L74 96V95H75L74 92H75L78 88H81L82 86H83V87H87L88 89H90V91L93 92V91H94V90H93V87H95V86H93L94 83H93L92 80H91L92 77H91V76L89 77V74H88V75H84V76H82V74H80V72H78V68H77V66L79 65V62H78V56L80 55V52H81L80 50H82V49H83L84 47H86V46H89V47H90L92 43H94V44H93L94 46H95V45H98V44L103 46V45L105 44V45H104L105 48L102 47V46H101V47H102L104 50H106L105 54H106L108 57H109V54L112 53L111 55H113V56H112V57L110 56L109 58H112L113 60H115V59L119 58L118 55H120V54H121V55H120V58H121L122 55L124 56L123 53H126V51H128V50H130V49L126 48L125 45H121V44H123V43H119L118 40H120L121 38H125V39H128V40H129V43L131 42L132 45H133V44H134L133 42H135V44H136V42H138V39H139V40H141V43H140V41H139V44H138V43H137L136 45L134 44V47H137V45H139V46L144 45V42H145V39H144V38H145V37H146V39H147L148 37H149V38L152 37V40H153V41H150L151 39H149V38L147 39V40H149V41L146 40L147 42H149V43L152 44V43H154V41L157 39V36H159L160 34H162V31H163V30L160 31V30L163 29V28H162V27H161V28L159 27L160 30H159L158 32H159L160 34L157 32V34H156V39L154 40V37L151 36V32L153 31V28H154V26L156 25V23H157V26H155L154 29H156V31H157V29H158V24L160 23L161 25H163V24H165V22H168V19H169L168 17H169V16L175 14V15H174V18H175L176 14L179 13V11H182V9H183V8H186V6H188V8L191 7L192 4H193V5L195 4V2L197 3L196 6H199V5L204 6V4H205V2H206L207 0H206V1H205V0H201V1H203L204 4L201 3V1L199 2V0L194 1V2H192V0H190L191 4L189 3V1H187V4H186V5L184 4L185 7H182L181 10H180V8H181L180 6H183L182 3H186L185 0H179V5H180V2L182 1V3H181L180 6L178 5V2H177L178 0H177V1H176V0L172 1V2H173V3H172L173 5L171 4V1H170V0H166V2L169 3V7H170V6L172 7V6H174V5L177 3L176 7L178 6L177 8L179 9V11H177L178 9H177L175 6H174V8H175L176 10H175L173 7H172V8H169L171 11L167 9L168 11H170V14H169V12H166L165 10H164V11H165V13H164V11H162V8H160V6H161L160 4L164 5V3H166V2H164V0H157V2H156L155 0H154V1H153V0H148V1L146 0V3L148 2V4H149V1H150V4H152V7H150V6H151L150 4H149L150 6L147 4V5H148L147 8H146L147 5H146V3L144 2V0H142V1H141V0H138V4L140 3L138 7H137L138 4L136 5V3H137L136 1H137V0H135V1H134V0H123V2L125 1L126 6H124V5H125L124 3H123V5L120 4V2H118L117 0H93L92 4H90V3H88V2H85V3H82V4H80V5L78 4L77 6H75V3H74L73 6H75V7H73V8H74V9H73V13H72V9H71V8H72V5L70 4V3H71ZM126 1H127V2H126ZM129 1H130V2H129ZM131 1L134 2V4L131 3ZM152 1H153V3H155L154 5H153ZM158 1H160V2H162V3H160V2L158 3ZM244 1H246V0H244ZM254 1H257V2H258V0H250V1L248 0V1H246V2H247V3H246V4H247V7H248V8H253V7H255V8H253V9H254V10L256 9V11H259V8L261 9L262 6L264 7V5H263V4H264L263 1H260V0H259L260 2H258V3H257V2H254ZM67 2H69V4H70V5L68 4L69 7L71 6V7H70L71 11L68 10L69 7H68L67 5H65V3H67ZM116 2H117V3H116ZM142 2L144 3V7H142V4H141ZM251 2H252V3H257L258 5H260V7L258 8V5H256V4H255L256 6H255L254 4H252L253 6H252V5L248 6L249 3L251 4ZM261 2H262V4H261ZM97 3H98V4H97ZM128 3H129V4H128ZM130 3H131L132 5H134V7L136 6L137 8H139V7H140V8H139V9H137V8H133V9H132V8H130V7H132V5H131ZM156 3L158 4V10L160 11V9H161V11H160L161 14H160V15H159V11L156 12V11H157V10H156L157 7H155V9H153L154 6H157ZM188 3H189V4H188ZM34 4H35V5H34ZM198 4H199V5H198ZM246 4H245V2L243 3V6H242L243 9L246 7ZM121 5H122V6H121ZM129 5H130V6H129ZM166 5H167V7H168V4H167V3H166ZM166 5H165V6H166ZM190 5H191V6H190ZM240 5H242V4L240 3ZM34 6H35V8H34ZM115 6L118 7L119 9L117 10V8H116ZM119 6H120V7H119ZM128 6H129V8H128ZM66 7H67V8H66ZM124 7H127V10H128V11H127L126 8H124ZM161 7H164V6H161ZM179 7H180V8H179ZM199 7H200V6H199ZM37 8H38V9H37ZM142 8H143V9H142ZM248 8H245V9L247 10ZM140 9H142V12H141ZM150 9L152 10V12H150L151 14L148 13V11H146V10H150ZM163 9H166V8H163ZM172 9H174V11H172ZM245 9H244V11H245ZM262 9L264 10V8H262ZM262 9L260 10L262 13H261V12H260V13L262 14V16H261V17H263L262 19H264V16H263V15H264V14H263L264 11H263ZM113 10H114V11H113ZM124 10H126V11L124 12ZM132 10H134V11H135V10H138V11H137L136 13H134V12L132 13ZM151 10H150V11H151ZM155 10H156V11H155ZM26 11H27V12H26ZM115 11H116L117 13H116ZM118 11H119V12H118ZM153 11H155L156 14H157V13H158V14H157L156 16H153V15H154ZM176 11H177V13H176ZM113 12H114V13H113ZM120 12H121L122 14H121ZM126 12H127V13H126ZM162 12H163V13H162ZM171 12H172V14H171ZM173 12H174V13H173ZM4 13L1 15V17H2L1 19H2V20H3V18H4ZM70 13H72V14H70ZM105 13H106L107 15H106ZM109 13H111V14H109ZM140 13H142V14L140 15V16H141V19H142V20H144V18L146 19V20H144V24L142 23L141 19L138 18V16L136 17V15H138V14H140ZM145 13H146V14H145ZM147 13H148L149 15H151V17H150V16L147 17ZM116 14H117V15H116ZM118 14H120V15H118ZM124 14H126V15H124ZM152 14H153V15H152ZM162 14H163V15H162ZM258 14H259V13L257 12V14H256V16H255V18H254V21H253V20L251 21V22H254V23H251V25H250V23H249L248 21H247L248 23L246 22V23H247L246 25L251 26V28H252V29H251V28L249 27V28L251 29V30H250V33H252V34H250L251 37H250V35H248V37H246V35H243V33H241L240 31H237V32H236V31H234L235 29H231V24H230V23H233V22H229V23H228L230 29L228 28V24H226V26H227L226 29H225V26H224V28H223V24H224V23L219 24V26H220V25H222V26L219 27L220 29L218 28L217 34H220L219 31H221V32L223 31V34H222V33L220 34V35L223 37V40H222V37H221L220 35H218L217 38L215 39L216 41H213V43H214V42L218 43V45H216V43H215V44L212 43L213 46L215 45V46H214L215 49L213 48V49L215 50V52H213V54H214V57L217 56V57H216V58H217V59H216L217 61L221 60V61H219V64H222V65L224 64V69L226 68V70H227V69H228V70H233V71H230V73H229V71L227 70L228 73H229V75H230V77H229V76H228V77H229L230 79L232 78V80L227 79L228 81H230V82H229L230 85H231V81L234 82V83H235V82L237 83L238 81H242L243 84L245 85L244 82H245V80L247 79V76H248L247 74H248V72H249V69H248L247 67H248V66L251 67V68H250V70H251L252 67H253V65H254L253 62L255 63L257 60H259L260 58H262L261 56H264V54L261 53L262 51L264 52V49H262L263 46H262V43H261L262 40L264 41V35H262V34H264V32L262 33V31H264V29L262 30V28H264V25H262V24H264V23H263L264 20H262L261 17H259L260 14H259V16H258ZM142 15H143V16H142ZM145 15H146V17H145ZM167 15H168V16H167ZM115 16H116V18H115ZM117 16H118V17H117ZM123 16H124V17L129 16V17H127L128 19L125 20V22L123 23L124 27L127 26V28H125V29H124L123 25H122L120 22L117 21V20H119L120 17H123ZM140 16H139V17H140ZM164 16H166L168 19H166L165 22L163 21L164 23L162 24V21H160V19H161V17H164ZM245 16L248 17V15H245ZM107 17H108V18H107ZM110 17H111V18H110ZM124 17H123V18H124ZM130 17H132V18H131V19H132V20H131L132 22H134V21H136V22L132 23V22L129 20ZM134 17H136V18H134ZM152 17H155V18L152 19ZM166 17H165V18H166ZM16 18H17V19H16ZM104 18H105V19H104ZM133 18H134V19H133ZM137 18H138V19H137ZM158 18H159V19H158ZM90 19H91V20H90ZM114 19L116 20L117 24L120 23V25H122V26L120 27V25L118 24V25L115 27L114 25H116V22H115ZM136 19H137V20H136ZM139 19H140V21H139ZM148 19H152L153 21L150 20L152 23H151ZM155 19H157V22L155 21ZM171 19H172V16H171ZM239 19H240V18H239ZM239 19H237L239 23H241V22L243 23V21H244V22L246 21L245 19H243L242 21L239 20ZM256 19H257V23H255V22H256ZM16 20H18V22H16ZM109 20H110V21H109ZM128 20L130 21L131 25H129L130 23H129ZM164 20H165V19H164ZM14 21H15V22H14ZM101 21H102V23H101ZM106 21H108V22H106ZM111 21H112V22H111ZM138 21H139V23H138ZM145 21H148V25L150 24V25L148 26V28H147V31H149L148 29H150V28L152 29V30L150 29L151 32L149 31L150 34H149L147 31H143V28H144L143 25H145V26L147 27V24H146ZM158 21H159V22H158ZM172 21L175 22L176 20H173V19H172ZM97 22H98V23L100 22L101 25H100V23L98 24ZM104 22H105V24H104ZM110 22H111V24H110ZM126 22H127V23H126ZM149 22H150V23H149ZM155 22H156V23H155ZM169 22H170V21H169ZM259 22H261V26H260V28H259V26H258V24L260 25ZM106 23L109 24V25H107ZM125 23H126V24H125ZM141 23H142L143 25H142ZM175 23H176V22H175ZM175 23H174V25H175ZM242 23L239 24L241 27L244 26V23H243V25H242ZM103 24H104V26H103ZM112 24H113V25H112ZM132 24H133V25H132ZM136 24H137V25H136ZM139 24H140V25H139ZM153 24H155V25H153ZM254 24L257 25V26L255 27ZM98 25H99V26H98ZM105 25H107V26L105 27ZM151 25H152V26H151ZM161 25H160V26H161ZM246 25H245V26H246ZM94 26H95V28H94ZM109 26H110L111 28H110ZM136 26H138V27L141 26L140 28H138V31H137V29L135 28ZM150 26H151V27H150ZM240 26H237V27H240ZM262 26H263V27H262ZM100 27H101V28H100ZM103 27H104V28H103ZM112 27H113V28H112ZM130 27H132L133 30H134V28H135V29H136L135 32H132V29H128V28H130ZM133 27H134V28H133ZM142 27H143V28H142ZM146 27H145V29H146ZM221 27H222V28H221ZM254 27H255V28H258L259 30H258V29H255ZM98 28H99V30H100L101 33L99 32ZM105 28H107V29H105ZM116 28H117V29L119 28V29H118V32H119V33L121 32L120 34L117 32V30H116V32H114ZM122 28H123V30H121ZM141 28H142V30H140ZM227 28H228V31H227ZM94 29H96V30H94ZM110 29H111V33H110V31H109ZM113 29H114V30H113ZM126 29H128V30H127L128 33H127ZM221 29H223V30H221ZM224 29H225V30H224ZM254 29H255V31L257 30L256 33H255V31H252V30H254ZM60 30H61L62 32H61ZM97 30H98L99 33L97 32ZM102 30L105 31V36H103V37L106 38V40L108 39V34H109V33L111 34V35L109 34V36H110V37H109V40H110V38H112V37L114 38V37H115V38H114V42H113V40H112V42H111V40H110V42H109V43H111L112 45H113L114 43H116L115 46L113 45V48H112V49H111V47H110L111 44L108 43L109 40H107V42H106V40H105V42L109 44V45H108V44H107V45H108L110 48H107L106 43H103V44L101 43V42H104V39H99V37H100V38L102 37V36H100V35H104V31H102ZM229 30H230L232 33H231ZM83 31H85V32L83 33ZM88 31H89V32H88ZM95 31H96L99 35H97ZM107 31H108V32H107ZM124 31H126V32H125L126 35L123 33ZM130 31H131V32H130ZM136 31H137V32H136ZM141 31H143V32H141ZM154 31H155V30H154ZM258 31H260V32H258ZM86 32H87L88 36H89V35H91V36L93 35V36H92V37L90 36L91 38L88 37V36L85 34ZM112 32H113V34H112ZM129 32L134 34V36H133L134 38L132 37L133 34H130ZM138 32H140V34H139ZM145 32H146V33H145ZM224 32H225V35H227V36H228V34H229V36H228V37H229V40H227L228 37L224 35ZM228 32H229V33H228ZM253 32H254V33H253ZM65 33H66V36H67V37H71V35H72V37H73L72 40H73V41H72L71 38H70L71 42H69V41H68V43H67V42H64L65 40H66V41L69 40V38L67 39V37H66L65 35H63V34H65ZM90 33H91V34H90ZM92 33H94V34H92ZM115 33H116V34H115ZM117 33H118V34H117ZM122 33H123L124 37H123ZM136 33H138L139 36H138V34H136ZM141 33H143V34H141ZM144 33L147 34V35L145 36ZM227 33H228V34H227ZM233 33H234V34H233ZM236 33H237V34H236ZM238 33H239V34H238ZM257 33H258V35H256V37H255V34H257ZM76 34L78 35V37H77ZM82 34H83V35H82ZM95 34H96V35H95ZM114 34L117 35V36H115ZM127 34H128V35H127ZM129 34H130L131 36H130ZM135 34H136V35H135ZM148 34H149V35H148ZM152 34H153V33H152ZM253 34H254V36H253ZM259 34H260V35H259ZM75 35H76V36H75ZM84 35H85V36H84ZM106 35H107V36H106ZM112 35H114V36H112ZM141 35H142V36H141ZM143 35H144V36H143ZM154 35H155V34H154ZM233 35H234L235 37H234ZM237 35H238V36H239V35H241V36L243 35V37H244V42H250V41H253V39L255 40V38H256L257 41H259V43H257V44H259V46H260V44H261V46H262V47H261V50H262V51L259 50V49H260L259 46L256 45V47H255V44H256L255 41H256V40L253 41V42H251V43H246V45L248 44L247 46H250V47H252V45H253L252 49L248 47L250 50L247 48V46H245V44H242V45L240 46V44H239V43H240L239 39L241 38V43H244V42H243V37H240V36H239V37H240V38H239ZM111 36H112V37H111ZM120 36H122V37H120ZM127 36H128V37H127ZM147 36H148V37H147ZM150 36H151V37H150ZM236 36H237V37H236ZM259 36H260L261 39L259 38ZM262 36H263V38H262ZM74 37H75V38H74ZM94 37H98V38L96 39V38H94ZM116 37H120V38H119L118 40H116V39H117ZM136 37H137V38H136ZM162 37H163V36L160 35V38H159V37H158V38L162 41V40H163ZM249 37H250V38L253 37V38H252V39H249ZM63 38H64V39H63ZM77 38H81V40H80V39L77 40ZM85 38H87V39H85ZM113 38H112V39H113ZM142 38H143V39H142ZM233 38H234V39H233ZM235 38H236V40H235ZM245 38H246V41H245ZM31 39H32V38H31ZM34 39H35V38H34ZM34 39H32V40H34ZM75 39H76V40H75ZM93 39H95L96 41L94 40V41L91 43V41H92ZM98 39H99L100 41L103 40V41L100 42L101 44L99 43ZM159 39H158V40H159ZM219 39H220V40H219ZM232 39H233V40H232ZM79 40H80V43H81V44L78 42ZM82 40H83V42H82ZM88 40H90V41H89L90 43L88 42ZM115 40H116V41H115ZM133 40H135V41H133ZM160 40H159L158 44L156 43L157 45H159L158 47H160V45H161V43H160L161 41H160ZM221 40H222V41H221ZM224 40H225V43H224L225 45H224V44H221V43L224 42ZM230 40H231L232 42H230ZM247 40H248V41H247ZM143 41H144V42H143ZM234 41H235V42H234ZM237 41H239V43H237ZM62 42H64V45H62ZM75 42H76V43H75ZM86 42H87V44H86ZM96 42H97V43H96ZM142 42H143V43H142ZM155 42H157V40H156ZM228 42H230V43L233 45V47H234L233 50H236V49H237V52L234 51L235 54L233 53V58H234V57L236 58V57H238L239 55H241V54H243L244 52H246V53H244L245 55H242V57L245 58V62H242L243 58H242L241 56H239V59H238L237 61H236L235 58H234V60H232L233 58H228L227 60H229V61L231 60L230 62H231L232 64H230L229 61H227V60L225 61V60H224V57H225V58H227V57H226V55H225V56H222V55H221L222 53L220 52V50H221L220 47H221V45H222V46H223V45H224V46H227L228 48H230V51H231V50H232V49H231L232 45H230V43H228ZM58 43H59V44H58ZM70 43H71V44H70ZM73 43H74L75 45H74ZM77 43H78V44H77ZM83 43H84V44H83ZM117 43H119V44H120L119 46H121L122 48L124 47V48H123V51H125V52L121 53L122 51H120V50H122V49H121V47H117V46H118ZM131 43H130V44H131ZM149 43H148V45H147L146 42H145V46H146V45H147V46L151 45V44H149ZM159 43H160V44H159ZM219 43H220V47H219ZM263 43H264V42H263ZM76 44H77V46H78V48H77V49L79 50L78 52L76 51V49H74V48L77 47ZM79 44H80V45H79ZM89 44H90V45H89ZM156 44H154V45H156ZM234 44H235V45L238 44V45H236L237 47H236ZM250 44H252V45H250ZM66 45H67L68 47L70 46L69 48H72V49L70 50L69 48H67ZM71 45H72V46H71ZM154 45L152 44V45H151L152 48H151V47H150V48L153 49V48H156V47H157V45H156V47H154ZM243 45L245 46V48H244ZM263 45H264V44H263ZM63 46H66V48L63 47ZM73 46H74V47H73ZM230 46H231V47H230ZM242 46H243V47H242ZM62 47H63V48H62ZM114 47H115V50H117L116 47H117V48H120V50L117 51L118 55L116 54V56L114 55L115 52H116V51L114 50ZM132 47H133V46H132ZM134 47H133V49H134ZM218 47H219V48H218ZM239 47H242L243 50H241L242 48H241V49H238ZM257 47H258V48H257ZM61 48H62V49H61ZM64 48L66 49L67 52L65 51ZM102 48L99 49V51L101 50L100 52L102 53V51H103V53H104V50H103ZM125 48H126V50H125ZM150 48H149V50H150ZM216 48L219 49L218 51H219V54H220L221 56L217 53L218 51L216 50ZM253 48L255 49V51H254L255 53L253 52V50H254ZM263 48H264V47H263ZM68 49H69V50H68ZM245 49H246L247 51H246ZM256 49H258V51H259L261 54H260ZM62 50H64L63 53L65 52V54H66V55H64V54L62 53V56H63V57L60 56V55H61V52L59 53V51H62ZM107 50H110V51L108 52ZM112 50H114V51L112 52ZM239 50H240V52L243 51V53H242V52H241V53H240V52L238 53ZM92 51H94V49H93ZM99 51H96V52H93V53H92V56H93V57H96V58H93V60L91 59L92 62H93L94 59H95V61L93 62V64L96 62L94 65H96L97 63H98L97 65H100V63H101L102 60H104L103 62L108 63L109 58H107V56H106V58H107V61H106L105 55H104V54H99V53H100ZM130 51H131V50H130ZM248 51H249V52H248ZM250 51L253 52V53L251 52L252 55L249 54ZM72 52H73V53H72ZM74 52H75V53H74ZM76 52H77V54L79 53L78 56H76ZM247 52H248V53H247ZM58 53H59V55H57ZM67 53L70 54V55L68 56ZM95 53H98V54L96 55ZM237 53H238V55H236ZM258 53H259V54H258ZM74 54H75V55H74ZM93 54H95L96 56L93 55ZM128 54H130V55H128ZM128 54L126 53V55L129 56L128 58H130V57L132 56V53L128 51ZM246 54H248V55H246ZM254 54H255V55H254ZM99 55H102V56L104 55V58L102 57V60H99V58H97V57H100ZM218 55H219V56H218ZM235 55H236V56H235ZM59 56H60V58H59ZM114 56H115V57L118 56V57L115 58ZM248 56H249V57H248ZM253 56H254L255 58H254ZM257 56H260V57H257ZM64 57H66L65 59L67 60V63H68V64L66 63V60L63 59ZM67 57H68V59H67ZM70 57H71V58H70ZM76 57H77V58H76ZM125 57H126V56H124L123 59H121V60L124 61ZM219 57H220V58L222 57V59H219ZM231 57H232V56H231ZM247 57H248L250 60H249ZM251 57H252V58H251ZM256 57H257V58H256ZM69 58H70V62H69ZM72 58H73V61H74V62H72V65H71V64L69 65V63H71ZM91 58H92V57H91ZM120 58L118 59V61H121ZM128 58H126V60H127ZM246 58H247L250 62H251V60H252V61H253L252 64H251L250 62H248L249 64H247V59H246ZM0 59H1V60H0V64L2 65V66H1V70H6V69H7V65H10V64H11V60H10V61H9V60L6 61V60L3 59V58H0ZM100 59H101V58H100ZM112 59H111V60H112ZM254 59H256V60L254 61ZM97 60H98V61H97ZM126 60H125V62L128 61L129 63H130V61H132L131 59H130V60H127V61H126ZM239 60H241V62H240ZM261 60H262V61H261ZM99 61H100V62H99ZM259 61H261V62L263 63V62H264V58L260 59ZM62 62H65V63H62ZM75 62H76V63H75ZM221 62H222V63H221ZM223 62H224V63H223ZM233 62H234V63L236 62V64H238V65H236V66H239V69H240V67L242 66V65L239 64V63L247 64V65H248V66L245 65L244 67L242 66L243 69H242V68H241V69L243 70V73H242L241 77H239V75H240L241 73H240V74H239V73L236 74V73H237V71H238V72H241L242 70L240 69V70H241V71H240V70L238 69V67H237V71H236V70H235L236 66L234 65ZM56 64H58V65H56ZM61 64H64V65H61ZM75 64H76V65H75ZM103 64H105V63H102L101 67L103 66ZM229 64H230V66L228 67L227 65H229ZM130 65H132V64L130 63ZM231 65H232V66H231ZM240 65H241V66H240ZM251 65H252V66H251ZM58 66L61 67L62 69H64L65 67H66V68H65L64 70H62L61 68L59 69ZM225 66H227V67H225ZM51 67H53V68H51ZM70 67H72V68L70 69ZM73 67H74V68H73ZM75 67H76V68H75ZM97 67H98V66H96V68H97ZM101 67H100V69H103V67H102V68H101ZM231 67H232V68H231ZM234 67H235V68H234ZM50 68H51V69H50ZM96 68H95V69H96ZM110 68H111V67H110ZM230 68H231V69H230ZM233 68H234V69H233ZM244 68H245L246 70H245ZM66 69H67V70H66ZM72 69H73V70H72ZM74 69H75V70L77 69L76 72H78V73H74V71H75ZM98 69H99V68H98ZM98 69H97V70H98ZM111 69H112V68H111ZM111 69H110V70H111ZM247 69H248V70H247ZM57 70H58V71H57ZM97 70H96V72L99 73V71H97ZM234 70H235V71H234ZM244 70H245V72H247L246 75L244 74V73H245ZM56 71H57V72H56ZM60 71H61V72H60ZM63 71H65V72H63ZM67 71H68V73H67ZM100 71H101V70H100ZM111 71L114 72L113 69H112ZM111 71H110V73L113 74V72H111ZM53 72L56 73L57 75H56V74L53 75ZM71 72H72L73 75L71 74ZM101 72H103V71H101ZM101 72H100V73H101ZM232 72H233V73H232ZM235 72H236V73H235ZM64 73H67V74H65V75H66L68 78H67L66 76H64ZM100 73H99V75H102V73H101V74H100ZM103 73H104V72H103ZM231 73H232V74H231ZM46 74H47L49 77H48ZM50 74H52V75H50ZM60 74L63 76V78H62V76H61ZM59 75H60L61 78H59ZM78 75H79V76H78ZM234 75H235V76L237 75L238 77H234ZM45 76L48 77V79L50 78V80H48ZM50 76H51V77H50ZM54 76H55V77H54ZM56 76H57V77H56ZM71 76H72V77H71ZM74 76H75V78H74ZM81 76H82V77H81ZM232 76H233V77H232ZM244 76H245V78H246L244 81H243L242 79H239V78H242V77H243V79H244ZM64 77H66L65 79H66V83H67V85H65L66 83L64 82V81H65ZM76 77H79V78L81 79V82H82V80L84 79V77H86V79H87V78H90V79L87 80V81H84V80H83L85 84L82 85V84H83V82H82V83H80V85H79V83H78V82H80V81H79V78H76ZM6 78H7V75H5V74L0 75V85L3 84V82H4V80H5ZM82 78H83V79H82ZM234 78L236 79V81L234 80ZM73 79H74V80H73ZM75 79H76V81H75ZM77 79H78V82H77ZM44 80H45V81H44ZM54 80L52 81V83L55 82ZM61 80H63L62 82H64V83H62ZM233 80H234V81H233ZM69 82H70V83H69ZM73 82H74V83H73ZM76 82H77L78 84H77ZM91 82H92V84H91ZM242 82H240V83H242ZM71 83H73V84H71ZM236 83H235V84H236ZM41 84H42V86H41ZM75 84H77V85H75ZM86 84H87V85H86ZM229 84H228V85H229ZM232 84H233V83H232ZM38 85H39V84H38ZM47 85H48V86H47ZM69 85H70V86H69ZM85 85H86V86H85ZM228 85H227V86H228ZM237 85H239V87H240V86L244 87V85H242V84L240 85L239 82L237 83ZM17 86L19 87V86H21V85H19V83H18V85H16V87H17ZM65 86H66V87H65ZM74 86H76V87H74ZM78 86H79V87H78ZM92 86H93V87H92ZM45 87H48V89H46ZM68 87H69V88L72 87V91H71V90L67 91L68 89H66V88H68ZM74 88H76V90H75ZM91 88H92V90H91ZM96 88H98V87H95V92H96L97 94H96L95 92H94V93H95V95H96V98L98 97V98H97L98 102L100 103V101H102L101 104L103 103V105L106 104L107 106L114 107L113 104H112L110 101H108V99L104 98L102 91H101L99 88H98V89H96ZM70 89H71V88H70ZM74 90H75V91H74ZM97 90H98V91H97ZM42 91H43V92H42ZM44 92H45V93H44ZM72 92H73L74 94H73ZM69 93L72 94V95H69ZM124 93H125V92H124ZM44 94H45V95H44ZM66 94H67V95H66ZM101 94H102V95H101ZM46 95H47V96H46ZM39 96H40V97H39ZM42 96H44V97H42ZM41 97H42V98H41ZM99 97H100V98H99ZM164 97H165V99H163ZM40 98H41V99H40ZM43 98H44V99H43ZM45 98H47V101L45 100ZM66 98H65L64 100H66V101L69 100V102L66 103V101H65V102H63V103H66V104H67V105L64 104V107L66 108V109H65V108H64V109H65V111L67 110L66 112L68 113V110H71V107H70L69 104H70V102H71L70 100H71L72 97L69 98L68 100H67ZM175 98H174V99H175ZM41 100H44L45 103H44L43 101H41ZM165 100H166V102H163V101H165ZM53 101H54V102H53ZM160 101H161L162 103H165L166 105H167V103H168V105H167L168 107H166L165 104H161ZM49 103H50V105H49ZM176 103H177L179 106H178ZM41 104H42L43 107H41ZM43 104H46V105H43ZM108 104H109V105H108ZM160 104H161V105H160ZM170 104H171V105H170ZM217 104H218V105H217ZM47 105H49V106H47ZM65 105H66V106H65ZM162 105H163L165 108H167V111L170 110L169 113L171 112V109L169 108V106H173V107H174V108H172V109H173V110H172L173 112H174V110H178V111L180 110L179 113H180V114H183V118H184V119L182 118V115H181V118H182V119H180L179 117H177V118H179V119H178L179 121H176V120H175V119H177V118H176V115H177V116H180L179 113H178L177 111H175V112H177V114H175V112H174V113H173V112L171 113V114H172V117H174V119L171 117V115H170L169 113H167V115H169V116H166L165 113H163V114L165 115V116H164V115L161 113V112H163L164 109H165V108L163 109V106H162ZM214 105H215V106H214L215 108L212 106L214 110H215V109H219V108H221V107H220V106H221L220 103H215ZM155 106H156V107H155ZM177 106H178V107H177ZM181 106H182V108L184 107V109H185L184 112H183L184 109L182 110ZM44 107H45L46 109H45ZM158 107H159V108L161 107V109H162L163 111H161V109H158V110H160V111H156ZM176 107H177V109H175ZM67 108H68V109H67ZM108 108H109V107H108ZM168 108H169V109H168ZM178 108H179V109H178ZM154 109H156V110H154ZM44 110H46V111H44ZM186 110H187V112H186ZM205 110H206V109H205ZM214 110H212V111L210 110V112L213 113ZM41 111H42V112H41ZM165 111H166V110H165ZM165 111H164V112H165ZM190 111H191V112H190ZM216 111H217V110H216ZM216 111H215V113H219L218 111H217V112H216ZM37 112H36V113H37ZM159 112H160V113H159ZM182 112H183V113H182ZM46 113H47V115H46ZM215 113H214V114H215ZM40 114H42V115H40ZM44 114H45V118H39V117H44ZM39 115H40V116H39ZM157 115L159 116L160 119L157 117ZM155 116H156V117H155ZM162 116L165 117V118H163ZM47 117H48V120L46 119ZM79 117H81V118H79ZM138 117H139V116H138ZM167 117H169V119H168ZM58 118H59V117H58ZM78 118H79L80 121L78 120ZM156 118H158V119H156ZM162 118H163V121H162ZM170 118L173 119V120H170ZM36 119H35V120H36ZM42 119H43V121H42ZM44 119H45V120H44ZM59 119H60V118H59ZM135 119L139 120V118H137V117H134V120H135ZM164 119H165V121H164ZM168 120L172 121V123H173L175 126H174L172 123L167 122ZM40 121H42V122L40 123ZM44 121H45V122H44ZM46 121H47V122H46ZM86 121L88 122V121H90V120L86 119ZM135 121H136V120H135ZM160 121H161V125L159 124ZM174 121H175V123H174ZM43 122L46 123V124H44ZM76 122H77V124H76ZM164 122H166V124H164ZM23 123H24L23 125L26 124L25 122H23ZM47 123H48V124H47ZM82 123H85V122H82ZM82 123H80L79 126L83 125ZM157 123H158V124H157ZM176 123H177V125H178V123H179L180 125L176 127ZM37 124H39V126H38ZM43 124H44L45 127H43ZM75 124H76V125H75ZM156 124H157V126H156ZM162 124H163V125H162ZM168 124H171V125H168ZM23 125H22V126H23ZM158 125H159V126H163V127H161L160 131L158 130L160 127H159L158 129H156V128L158 127ZM164 126H165V127H164ZM168 126H169V127H168ZM171 126H173V128H171ZM152 127H154V128H153V131H152ZM155 127H156V128H155ZM166 127H168V128H166ZM175 127H176V128H175ZM169 128H170V130H169ZM89 129H90V128H89ZM89 129H87V131L90 133L91 130H89ZM155 129H156V131H155ZM171 129H174V130H173L174 132H173ZM46 130H47V129H46ZM162 130H163V131H162ZM165 130H168V131H165ZM28 131H29V132H28ZM87 131H86V130L83 131V134H84V135L82 134V135H83L82 138H84V140H85L86 136L89 135V134L87 135ZM161 131H162L163 134H164L163 136H166V137H163L162 135H160V138L163 137L162 140H160V139H155V138H158V137H159V134L161 133ZM171 131H172V132H171ZM30 132H31V133H30ZM39 132H40V133H39ZM41 132H44V133H41ZM84 132H85L86 134H85ZM145 132L148 133V136H147V134H146ZM158 132H159V133H158ZM35 133H36V134H35ZM37 133H38V134H37ZM154 133H155L157 136H156ZM165 133H166V135H165ZM152 134H153V135H152ZM161 134H162V133H161ZM27 135H29V136H27ZM32 135H34V137H35V142H34V143H33L32 141L30 142V140H32V137H33ZM40 135H42L41 138H40ZM62 135L59 136V141H60ZM161 136H162V137H161ZM34 137H33V138H34ZM38 137H39V138H38ZM63 137H62V138H63ZM142 137H141V138H142ZM29 138H31V139H29ZM145 138H146V139H145ZM147 138H148V139L150 138V139H149V140H151V141H150V144L147 143V142H148V139H147ZM165 138H166V139H165ZM26 139H27V140H26ZM37 139H38V140H37ZM86 139H87V138H86ZM144 139H145V142H144ZM68 140H69L70 142H69ZM28 141H29V143H31L32 145L34 144V146L36 147V149H35V147L32 148V146H30L31 144H29ZM38 141H40L41 144H40V142H38ZM134 141H135L136 145L138 144L137 146H139V145H140V146L142 145V146H141V147H140V146L137 147V146L133 145V144H134V143H133ZM142 141H143V142H142ZM146 141H147V142H146ZM23 142H24V143H23ZM37 142H38V143H37ZM137 142H138V143H137ZM140 142H142V144H141ZM152 142H153L154 144H153ZM35 143H36V144H35ZM58 143H59V142H58ZM60 143L58 144V146L61 145ZM72 143H74V145H73ZM124 143H125V142H124ZM143 143H145V144L147 143V145H145V144L143 145ZM21 144H22V145H21ZM25 144H26V145H25ZM130 144H132L133 146H135V149H134L133 146L130 145ZM156 144H157V145H156ZM19 145H18V146H19ZM24 145L28 147V150H29V151H30V149L32 148V151H33V149H34V151H38L39 153L36 154L37 152L35 153L34 151H33L34 153H33L32 151L27 152L28 150H26L27 148H25ZM28 145H29V146H28ZM62 145H65V144H62ZM80 145H81L82 148L80 147ZM123 145H124V147H123ZM148 145H150V147H149ZM151 145H152V146H151ZM154 145H155V146H154ZM45 146H46V147H45ZM70 146H73V148L76 146L77 149H76V147L73 149V148H71ZM43 147H44V149H43ZM67 147L69 148V150H67ZM125 147H126V148H125ZM144 147H145V149H144ZM153 147H154V148H153ZM64 148L66 149L65 151H64ZM70 148H71V149H70ZM139 148H140L141 150H140ZM147 148H148V149L150 148V149L148 150ZM152 148H153V149H152ZM38 149H39V150H38ZM42 149H43V150H42ZM78 149H79V150H78ZM130 149H131V154L129 155V152H130L129 150H130ZM136 149H138L139 151H136ZM142 149H143V150H142ZM146 149H147V150H146ZM74 150H75V151H74ZM76 150H77L78 152H77ZM84 150H85V152H87L86 149H83V152H84ZM127 150H128L129 152H127ZM145 150H146L147 154H146ZM23 151H25V152H23ZM45 151H46V152H45ZM47 151H48V152H47ZM111 151H110V152H111ZM132 151L135 152V153L137 152V153L135 154V153H133ZM141 151H142L143 155H142V153H141V154L139 153V152H141ZM26 152H27V153H26ZM44 152H45V155H43ZM49 152H51V153H49ZM69 152H68V153H69ZM110 152H109V153H110ZM144 152H145V153H144ZM24 153H26V154H24ZM28 153H29V154L31 153L30 156H31V155H32V156H31V157H30V156L28 157V156H27V155H29ZM46 153H47V154H46ZM125 153H127L128 155H126V159L122 158V159L125 161V163H124V161L121 159V160L123 161V162H122V161L120 160V158H121V157H125V156H124ZM132 153H133V154H132ZM33 154H34V155H33ZM39 154H40L41 156H40ZM48 154H50V156H52L53 158H52V157L50 158V157L48 156ZM81 154H82L83 156H82ZM134 154H135V157H136V156H138V157L132 159L131 157H133ZM137 154H139V155H137ZM144 154H145V155H144ZM24 155H26L29 159L31 158L30 161H29V159H28V164H27V162L24 163L25 160L27 161V157L24 156ZM38 155H39V156H38ZM46 155H47V156H46ZM140 155H141V156H140ZM42 156H46L45 159L48 158V159L46 160L45 163H44V158L42 159L43 162L38 161V159L41 160V158H39V157H42ZM116 156H115V158H116ZM128 157L131 158V162H132V164H131L130 161H128V159H129ZM33 158H35V161H34ZM36 158H38V159L36 160ZM127 158H128V159H127ZM51 159H52V160H51ZM85 159H86V158H85ZM105 159H106V163H105ZM49 160H50L52 163H54L55 167H57V168H55L54 165L52 166V163H50ZM107 160H108V161H107ZM110 160H111L112 162L116 161V166H117V165H118V166H117L116 168H112V166H113V167H115V166H114V165H111V164H113V163H112V162L110 163V162H109ZM113 160H114V161H113ZM132 160H133V161H132ZM36 161H37V163L39 162L40 165H39V163L36 165ZM48 161H49V164L47 163ZM75 161H76L77 163H76ZM30 162H31V163L34 162V163L30 164ZM78 162H79V163L81 162V163L84 164L86 167H85L84 165H83V167H80V166H81V163L78 164ZM97 162H98V163H97ZM99 162L101 163L100 165H102V166L99 165ZM107 162H108V163H107ZM127 162H128V164H127ZM129 162H130V163H129ZM68 163H69V164H68ZM104 163H105V164H104ZM114 163H115V162H114ZM122 163H123V164H127V165H128L127 167H129V168H127V169H129V170H127V169H126V165H124V166H125V167H124V166L122 165ZM23 164H24V165H23ZM26 164H27V166H26ZM42 164H43V165H42ZM108 164L111 165V168H110V167L107 168V166H109ZM31 165H32V167H31ZM44 165H47V167L45 166V167H46V168H45ZM48 165H49V166H48ZM74 165H75V166H74ZM94 165H95V166H94ZM103 165L106 166V169H108V170L111 169V170H110V171L105 170V166L103 167ZM120 165L122 166V167H121V170H119V169H120V168H119ZM25 166H26V167H25ZM29 166H30V167H29ZM39 166H40V167H39ZM42 166H43V169L41 168ZM77 166H78V167H77ZM92 166H94L93 169H92ZM99 166L101 167V169L104 168V172H105L106 174H107V172H108V174H109L110 176L107 174V175H105V176H107V177H105L106 179H105V178H102V176L104 177V172L100 170V167H99ZM24 167H25V168H24ZM34 167H35V168H34ZM52 167H54L56 170H54ZM96 167H97L98 169H97ZM123 167H124V168H123ZM26 168H27V174H26V170H25ZM29 168H30V169H29ZM38 168H41V169L43 170V172H42L40 169H39L40 171L36 170V169H38ZM47 168H48V169L50 168L49 170L52 169V172L54 171V173H52V174H55L56 171L58 172L57 174H59V175H57V174H55L56 176L54 175L55 180H54V177L51 175V171H49ZM70 168H71V169H70ZM77 168H78V169H77ZM82 168H83V170L81 171L80 169H82ZM86 168H87V169H86ZM88 168H89L90 171L88 170ZM95 168H96L97 170H96ZM109 168H110V169H109ZM122 168H123V169H122ZM66 169H67L69 172H68ZM69 169H70V170H69ZM75 169H76V170H75ZM94 169H95V170H94ZM113 169H115V171H114V175H111V173L113 174V172H112ZM124 169H125V170H124ZM45 170H46V172L48 171V172H47L48 175H45V174H46ZM71 170H72V171H71ZM77 170H78V171L80 170V171H79V172L81 173L80 177H82L84 180L87 179L86 181H83L82 178H80L81 181H83L82 183H83L84 185H83L82 183H79V184H78V182H79L80 180H77V178H79V175L77 174V172H78ZM85 170H86V171H85ZM87 170H88V171H87ZM99 170H100V172H98ZM116 170H117V172L119 171V173H121V174L116 173V176H115V172H116ZM123 170H124V171H123ZM28 171H30V172H28ZM31 171H32V172H31ZM66 171H67V173H66ZM106 171H107V172H106ZM38 172H40V173H38ZM72 172H73L74 174H73ZM79 172H78V173H79ZM82 172H86L87 174H88L89 172H90V173H91V172H92V173L94 172V173H93V176H94L95 179H96V177H97L98 180H97V179H96V180L93 179L92 174L89 173V176L91 177V178H90V177H88V175H87L86 173H82ZM95 172H96L99 176H97ZM101 172H102V173H101ZM109 172H110V173H109ZM125 172H126V173H125ZM34 173H35V174H34ZM60 173H62L61 176H60ZM65 173H66V174H65ZM70 173H71V175H72L71 177H70ZM80 173H79V174H80ZM29 174H30V176L28 177ZM31 174H32V175H31ZM36 174H37L38 176H37ZM40 174H42V175H40ZM82 174H84V176H86V175H87V176L84 178ZM101 174H102V175H101ZM122 174H123V175L126 174V176L124 175V177H123ZM23 175H22V176H23ZM62 175H63V176H62ZM66 175H68V176L66 177ZM118 175H119V177H121V178H119V179H120V182H118V181H119V179H118V177H117ZM33 176H34L35 179L33 178ZM35 176H36V177H35ZM39 176H40V177L42 176V177H41L40 179H38ZM43 176H44V177H43ZM49 176H50V177H49ZM51 176H52V177H51ZM58 176H59V177H58ZM64 176H65L66 178H64ZM73 176H75V177H77V178L75 179ZM95 176H96V177H95ZM114 176L116 177V180L114 179V178H115ZM223 176H224V179L222 178L221 181H223V180H224L225 182L227 181L226 183L223 181L222 183H224V184H222L221 181H220L219 183H221V184H218V183H215V180H213V181H214V186H215V187H213V181H212V182H209L210 185H209V184L207 185V186H210V187H207V188L210 189V190H208L207 188H204V189L202 190V191L206 192V189H207V191H208V192H206V194H207L209 197H208V196H205V197H204V200L207 202V203L205 204L206 207H205V206H203V207L205 208V215H206V218L208 219V218L210 217V220H211V221H214V220H215L214 218H216V220H218V219L220 218V217L218 218V216H219L218 213H220V215H221L222 212H218V211H217L218 209H219V211H221V209H222V211H223V209H225V207H223V206H224L225 204H227V202H229V199H232V198L234 199V197H235V198L237 197V196H235V195H234V197H233V195H232V194H236V195H237V193H238V190H236L237 188H236V186H235V183H233L234 180H231L232 178H230V180H226V179H227V175H226V174H224ZM225 176H226V177H225ZM263 176H264V175H263ZM263 176H262V177L260 176L262 182H264V177H263ZM48 177H49V178H48ZM61 177H62V178H61ZM87 177H88V178H87ZM98 177H99V178H98ZM100 177H101L103 180L105 179L106 181H105V180L102 181ZM110 177H112V179H111ZM113 177H114V178H113ZM257 177H258V176H257ZM257 177H254V179L251 178V179H249V180H246L247 183H248L249 185L251 184L250 186L248 185V186L246 187L247 190H248V189L256 188V186H257L258 184L256 185V182H257V181H256L255 178H257ZM24 178L22 177V179H24ZM45 178H47L48 180H46ZM56 178L58 179V181H57L58 184H57V182H56V180H57ZM63 178H64V179H63ZM67 178H68V179H67ZM72 178H73V181H74V179H75L76 183H74V182L72 181ZM107 178H108V179H107ZM36 179H38V180H36ZM43 179H45V180H43ZM50 179H51V180H50ZM59 179H60V180H59ZM65 179H66V180H65ZM89 179H90V180H89ZM110 179H111V180H110ZM117 179H118V181H117ZM34 180H35V181H34ZM40 180H41L40 184H42V183L44 184V183H45V185H47V186L42 185V186H43V190H42V187L40 186V184H38ZM49 180H50V181H49ZM63 180H65V181H63ZM93 180H95V181L93 182ZM99 180H100V181H99ZM107 180H108V182H107ZM114 180H115V181H114ZM253 180H254V181H253ZM261 180H259V182H261ZM42 181H43V182H42ZM44 181H45V182H44ZM53 181L56 182V183H55L56 186L54 185ZM66 181H70V183H69V182L66 183ZM81 181H80V182H81ZM88 181H90V182H88ZM98 181H99V182H98ZM101 181H102V182H101ZM109 181H110V182H109ZM228 181H229V182H228ZM230 181H232V183H231ZM249 181H250V182H249ZM252 181H253V182H252ZM48 182H49V183H48ZM62 182H65V183H62ZM84 182H86V183H84ZM105 182H106V183H105ZM117 182H118V185L116 184ZM254 182H255V185H254ZM47 183H48V184H47ZM59 183H60V184H59ZM72 183H73V184H72ZM93 183H95V185L98 183V184L96 185V186H98V188H97V187H96V188L98 189L99 193H98V191H97L96 188L92 187V184H93ZM110 183H111L112 185H111ZM211 183H212V184H211ZM229 183H230V184H229ZM51 184H53L55 187H57V186H58L59 188H62V187H63L62 190L65 189L64 192L66 191V193L60 191L61 189L58 190V189H57L58 187L55 188L53 185H52L53 187L50 186ZM65 184H68V185H69V184H70V185H71V184H72V185H75V184H76V185H75V186H72V185H71V186H70V185L67 186V185H66V187H65ZM77 184L79 185V188H78V185H77ZM81 184H82V185H81ZM90 184H91V185H90ZM107 184H108V185H107ZM119 184L122 185V186L118 187ZM172 184H173V183H172ZM174 184H175V186H174V185H170V186L168 187L169 189H164L165 192H163V193L161 194L163 198H162L161 195H160L161 200H162V199H165L164 197H166L167 194H169V195L171 194V192H170L169 190H170V187L172 186V187H171V191L176 189V191H178V192H177L178 194H176V192L174 191V192H175L174 194L176 195V196L174 195L175 197H174L172 194L170 195V197H166L167 199L169 198L171 201H167V200L165 199V201L162 200L161 203H160V201H158L159 199H158L157 201L155 200V202H154V200H151V203L148 202L149 206H147L148 204L146 205V209L150 210V211L152 212V214H153V217L151 216L152 214L150 213V215H149L150 217H147L148 219L146 218L147 222H148V220H149V221H152V220H153V223L149 224L150 227H151L152 225H155V224L163 223L164 221L167 220V219H166V220L163 219L164 216L167 217V216H169L170 214H171V215H173V214H177L179 217H183V212H184V210L186 211V208H189V206H190V208H193V207L195 206V204H193L192 207H191L192 204L189 205V206H188V205L186 206V204L184 205V203L182 204V203H181L180 201H178V200H177V202H175V201H176L175 199H178V198L180 199L182 195H181L180 190H179V189H181V185H180L178 182H177V183H174ZM176 184H177L178 187H176ZM216 184H217V185H216ZM225 184H226V186H227V184H228V185H231V184H232V185L229 186V187H230V189H233V193H232L231 190L229 191V189H228L227 191H225L226 189H225L224 191H222V194L225 192V195H226L227 192H229L228 194H231V193H232V194H231V197H232V198H231V197L229 198L230 195H229V196L226 195L227 198L225 197V195L222 196V197H220V198H222L223 203H225V204H223L222 201L219 200L220 198H218L219 201H216L217 198H216V200H215V198H213V196H215V195H211V194H213V193L210 194V191L213 190V189H217L218 187L221 188V187L224 186ZM252 184H253V185H252ZM29 185H33V186L30 187ZM37 185H39L41 188H40L39 186L37 187ZM59 185H60L61 187H60ZM62 185H64V186H62ZM80 185H81L82 187H81ZM85 185H86V186H85ZM88 185H89V186H88ZM95 185H94V186H95ZM179 185H180V186H179ZM44 186H45V188H44ZM83 186H85L86 188H85V187L83 188ZM90 186H91V187H90ZM173 186H174L175 188H173ZM217 186H218V187H217ZM48 187H49V189H48ZM50 187H51V189H50ZM64 187H65V188H64ZM67 187H68V188H67ZM71 187H72V189L70 190ZM87 187L90 188V189H93V188L96 189V190L93 189L95 192L97 191V192L95 193V195L93 194L94 192L92 193V195H90V193H91L90 191H92V190L89 189L90 191H88ZM233 187H234V188H233ZM249 187H250V188H249ZM252 187H253V188H252ZM30 188L33 189V192L30 191V193L32 194V196H31V194L29 193ZM38 188L40 189L41 192L38 191V190H39ZM53 188H55V189L57 190V191H56L57 194L55 193V191H54L55 189H53ZM75 188H77V189L75 190ZM257 188H258V186H257ZM32 189H31V190H32ZM36 189H37V191H35ZM47 189H48V190H47ZM66 189H67V190H68V189L70 190V191L68 190L69 193L67 192ZM80 189H81V190H80ZM83 189H84V191L86 192V196H85L84 198H83V196H82V195H85V194H83V192H84ZM86 189H87V191H86ZM234 189H235V191H237V192H235ZM46 190H47V191H46ZM72 190H75V191H72ZM77 190H78V191H77ZM100 190L102 191V187H101ZM107 190H108V188H107L105 191H107ZM166 190H168V193L166 192ZM59 191H60L61 193H64V194H63L64 197L62 196V194H60ZM105 191H104V192H105ZM182 191H183V190H181V192H182ZM27 192H28V193H27ZM34 192H35L36 194H35ZM37 192H38V193H37ZM70 192H71V194H70ZM75 192H76V195H73V194H75ZM79 192H80V194H79ZM81 192H82V194H81ZM85 192H84V193H85ZM87 192H88V193H87ZM89 192H90V193H89ZM104 192L102 191L101 193L103 194ZM161 192H162V191H161ZM161 192H160V193H161ZM72 193H73V194H72ZM77 193L79 194V196H78ZM164 193H165L166 195L163 196ZM179 193H180V196H179ZM184 193H185V192H184ZM208 193H209V194H208ZM33 194H34V195H33ZM87 194H88L89 196H91V197L94 196V197H92L93 199H90L91 197H89ZM96 194H98V195H96ZM201 194H202V192L200 193V196H202ZM203 194H204V193H203ZM38 195H37V196H38ZM56 195H57L59 198H58V197H55ZM68 195H69L70 197H72L71 199H69L70 201L68 200ZM169 195H168V196H169ZM185 195H187V194L185 193V194L183 195V197H184ZM51 196H52V197H51ZM65 196H66V197H65ZM77 196L79 197L78 199H77ZM81 196H82V198H81ZM87 196H88V197H87ZM211 196H212V199L210 198ZM70 197H69V198H70ZM75 197H76V198H75ZM86 197H87V198H86ZM172 197L175 198V199H173ZM224 197H225V198H224ZM54 198H56V199L58 198V199H57L58 201H59V199L61 200V202H60V204L62 203L61 205H59V202H57L58 206H60V207L57 206V208H55V206H54L53 204H54V203L56 204V200H55ZM62 198L66 199V201H67V205H66L65 200H64V199L62 200ZM73 198H74V199H73ZM85 198H86V199H85ZM88 198H89L90 200H89ZM171 198H172L173 200H172ZM205 198H206V199H205ZM207 198H208V199L210 198L211 200L214 199L216 202H215L214 200H213V201H214L215 203H218V204H220L219 202H221L223 206H221V204L217 206V204H215V203L213 204V202H212L210 199H209V201H207ZM228 198H229V199H228ZM72 199L75 201V203H74V201H73ZM169 199H168V200H169ZM201 199H203V198H201ZM224 199H225V200L228 199L227 202H224ZM233 199H232V201H233ZM77 200H80V201H77ZM72 201H73V202H72ZM166 201H167V203H170V202H171V203H170L171 205H170V204L165 205V204H166ZM172 201H173L174 204L172 203ZM205 201H204V202H205ZM210 201H211V202H210ZM232 201L230 200L231 205L234 204V206H235V204H239V203H235V200H234V203H233ZM236 201L238 202V198L236 199ZM68 202H69V203L71 202V203H70L71 205H70ZM80 202H81V203H80ZM162 202H164L163 204H164L166 207L162 204ZM208 202H209V203H208ZM76 203H77V205H73V204H76ZM152 203H153V205H152ZM154 203H155L156 205H155ZM175 203H176V206H175ZM177 203H179V205H178ZM57 204H56V205H57ZM63 204H64L65 206H63ZM161 204L163 205V206H162L163 208H164V207H165V209L167 208V209H166V212H165V211H162V210H165V209H163V208H162V210L160 209V207H161L160 205H161ZM172 204H173V205H172ZM202 204H204V203H202ZM211 204H212V206H213V205H214V206L216 205V207H217V208H216V211L218 212V213H217L218 215L216 214V211L214 212V210H211V207H210ZM52 205H53V206H52ZM68 205H69V206H68ZM72 205H73V206H72ZM83 205H78V207H81V206H83ZM154 205H155V207L158 206V208H159L160 211L157 210L158 208H154V207H152V206H154ZM177 205H178V206H177ZM181 205H182V206H181ZM231 205L227 204V205H225V206H226V208H227V206H228V207H232ZM169 206H172L173 208H170ZM184 206H185V208H184ZM214 206H213V207H214ZM33 207H34V206H33ZM33 207L31 206V207H29V208L34 209ZM64 207H65V208H64ZM149 207H150V208H149ZM175 207H176V208L178 207V208H177L178 211H179L178 213H175V212H177V209H176ZM207 207H208V208H207ZM213 207H212V209H214ZM218 207H221V208H218ZM27 208H28V207H27ZM29 208H28V209H29ZM153 208L156 210V212H157V214H158L159 216H158L157 214H155L156 212H155V210H153ZM183 208H184V210H183ZM190 208H189V209H190ZM28 209H25V210H26V211H24V212H25V215H26V217H28L30 220L33 221V219H34L36 216L38 217V214H37L36 212H34L33 210H31V209H29L30 211H28ZM42 209H43V208H42ZM168 209H169V211H171L170 213L168 212ZM208 209H209V210H208ZM181 210H182V211H181ZM192 210H193V209H192ZM31 211H32V212H31ZM38 211H40V209H39ZM65 211H68V210H65ZM153 211H154V213H153ZM172 211H174V213H172ZM194 211H195V210H194ZM194 211H192V213H194L193 215H191V214H192V213H191V210L187 211V214H188L189 216L187 215V216H188V217H187L186 214H185V217H187V218L192 217V216L194 217V215H195V212H194ZM210 211H212V212L214 213V216H213V213H210ZM232 211H234V212H232ZM28 212H29V213H28ZM30 212L32 213V215H29V214H31ZM61 212H62V211H61ZM162 212H163V214H162ZM164 212H165V214H164ZM167 212H168V214H167ZM188 212H189V213H188ZM230 212L233 213V214L231 215ZM230 212H229L230 214H226V215H225L224 213L222 214V215L224 216V217L222 216V217H223V222H222V223H221V218H222V217L219 219L220 222H218V221H217V222H216V221L213 222V224H214L215 226L220 227L221 232H222V231H223V232L225 231L224 233L222 232L221 235L224 234L223 236H225L226 232H228L226 235L230 234V235H228V236L225 237V239H227V237H229V239H230L229 242H228V239H227V241L225 240L226 243L228 242V244L231 242L232 235L236 232V231H233V230L231 231V229L234 228V227L237 226V225H238V226H239V225L241 226V222H242V221H240V220H241V217H240V219H238V215H239V214L237 213V215H236V212H237V211H235V210H230ZM27 213H28V214H27ZM159 213H160L161 215H160ZM207 213H208V215H207ZM209 213L212 214V215L209 216ZM34 214H35L36 216H35ZM215 214H216V215H215ZM154 215H155V216H154ZM205 215H203V216H205ZM227 215H228V216L230 215L229 218H228V220H227V218H225ZM233 215H235L236 217L233 216ZM29 216H30V217H33V219L30 218ZM156 216H158L159 219H158ZM211 216H213V219L211 218ZM228 216H227V217H228ZM239 216H240V215H239ZM37 217H36V220L34 219L35 222H36V221L39 222V221L42 220V218H39V219H38ZM151 217L154 218V219H152ZM185 217H184V218H185ZM230 217H232L231 219H233V220L235 219V220H234V223L227 222V221H229ZM234 217H235V218H234ZM236 218H237V219H236ZM37 219H38V220H37ZM150 219H152V220H150ZM161 219H162L163 221H162ZM199 219H200V218H199ZM225 219H226V220H225ZM231 219H230V220H231ZM154 220L157 221V223H156ZM201 220L206 221L205 217L201 218ZM201 220L198 221V222H201ZM224 220H225V221H224ZM233 220H232V222H233ZM236 220H237L240 224H235V223L237 222ZM8 221H10V220H8ZM158 221H159V222H158ZM160 221H161V222H160ZM203 221H202V222H203ZM211 221H210V222H211ZM35 222H34V223H35ZM37 222H36V223H37ZM147 222H146V223H147ZM206 222H207V221H206ZM208 222H209V219H208ZM219 223H221V224L223 225V227H222V225H217V224H219ZM223 223H224V224H225V223H227V224L230 223V225L233 224V225H235V226H234V227L231 226L232 228H230V225H229V224H228V226H226V225H224ZM142 224H145V223H142ZM142 224L140 225V227H141V226L143 227ZM145 225H146V224H145ZM238 226H237V227H238ZM240 226H239L238 228L236 227L237 229H234V230H240V229H241ZM142 227H141V228H142ZM148 227H149V226H148ZM148 227H146V229H147ZM150 227H149V228H150ZM228 227H229L230 229H227ZM224 228H226V229H224ZM139 229H140V228H139ZM143 229H144V230H143ZM142 230H143V231H142ZM140 231H141V232H140ZM144 231H145V228L143 227L142 229L138 230L137 232L133 231L131 234H132L133 237L135 236L134 238H137V236L139 237L140 235H141L142 237H147V235H149V237H150L149 232H148V233L146 232V231H148V229L145 231V232L147 233L146 236H145V232H144ZM229 231H230V232H229ZM237 232H238V231H237ZM237 232H236V234H235L236 237H238V235L240 236V234L237 235ZM135 233H137L138 235L135 234ZM141 233H144V235H142ZM238 233H241V234H242L243 232L240 231V232H238ZM244 234H245V233H244ZM242 235H243V234H242ZM242 235H241V236H242ZM241 236L239 237V239L237 238L238 243L244 241L243 238H242ZM221 237H222V236H221ZM222 239H224V237H223ZM232 240H233L234 242H236V239L234 240V236H233V239H232ZM233 241H232V242H233ZM232 242L230 243L231 245L234 244V243H232ZM151 243H152V244H151ZM151 243L148 242V246H146V249H145V246H144V247H141V248H140V247H139V248H136V247H135L134 250H133V252H130V250H129V251H126V252H130V253L133 254L134 251H135V249H136V250H138V249H139V250H140V249H143V250H145L146 252H147L148 250H152V249H154V250H152V251H153V252L156 251V252L158 253V251L156 250V248H154L156 245L154 246V243H153L152 241H151ZM236 243H237V242H236ZM236 243H235V244H236ZM150 244L153 245V247H152ZM146 245H147V244H146ZM149 246H150V247H149ZM147 247H148V248H147ZM156 247H157V246H156ZM226 249L229 250V249H231V248H229V249L226 248ZM222 250H224V249H222ZM227 250H226V252H224V251H223V252H224V253H227V252H228ZM231 250H233V249H231ZM231 250H230V251H231ZM19 251H20L21 254L19 253ZM131 251H132V250H131ZM152 251H151V252L148 251V252L152 253V254H151V257H152L153 254H154L153 257L158 256V257H156L157 260H156V258L154 259V260L156 261V264H158L159 259H160L161 262H162V260H163L162 253H163V252L161 253V256H162V257H161V256L158 255L159 253H158V254H157L156 252L153 253ZM126 252H125V253H126ZM231 252H232V251H231ZM233 252H234V251H233ZM233 252H232V253H233ZM130 253H128V254H130ZM165 253H166V252H165ZM214 253H215V252H214ZM220 253L222 254V252H220ZM220 253L218 254L219 257H220V255H221ZM229 253H230V252H229ZM232 253H231L230 255H228V253H227V254H222V255H223L222 258H221V257L218 258L217 255L213 254L212 252H211V255H213V257H215L216 259H218L217 261H215L216 263L219 261L217 264H219V263H220V264H223L225 261H227V259H228L229 257L233 258V256L235 257V256L237 255L236 253H233L234 255H233ZM156 254H157V255H156ZM171 254H172V253H171ZM216 254H217V253H216ZM235 254H236V255H235ZM130 255H131V254H130ZM155 255H156V256H155ZM163 255H164V254H163ZM166 255H167V254H166ZM209 255H210V253H209ZM224 255L226 256V259L223 258V257H225ZM227 255H228L229 257H227ZM231 255H232V256H231ZM8 256H9V257L6 258V259H4V260H3V257H1V260L3 261L4 264H14V263H15V264H22V263L24 262V260H25V253H24V251H23L21 248H15L14 251L8 253ZM149 256H150V255H149ZM180 256H181V255H180ZM182 256H183V255H182ZM160 257H161L162 259H161ZM164 258L166 259V256H164ZM167 258H168V257H167ZM179 258H180V257H179ZM186 258H187V260H185L184 257H183L182 259H181V258H180V259H173V260H170V261L168 262V264H191V263L196 264V263H197L196 261L193 260V259H196V257H194V258L186 257ZM206 258H207V257H206ZM215 258H214V259H215ZM231 258H230V259H231ZM235 258H236V260H237L238 257H235ZM235 258H233V259H235ZM247 258H248V257H247ZM247 258H246V259H247ZM14 259H15V260H14ZM151 259H153V258H151ZM189 259H190V260H189ZM216 259H215V260H216ZM222 259H223V261H224L223 263H222ZM230 259H229V260H230ZM233 259H231V260H232V261L230 262L231 264H233L234 261H235V260L233 261ZM246 259H245V260H246ZM131 260H132V259H131ZM154 260H153V262L155 263ZM188 260H189L190 262H188ZM196 260L198 261V258H197ZM205 260H206V259H204L203 261H198V262H199V264H202V263H205V262H206L205 264H208V261L211 262V260H212V262H213L212 256H211L210 260H208V259H207V261H205ZM240 260H242V259H240V257H239V260H237V262H239ZM247 260H249V258H248ZM247 260H246L245 262H244V260H243L244 264H245L246 262H247L246 264H250ZM14 261H15V262H14ZM148 261H150V260H148ZM164 261H166V260H163V262H162L163 264H165ZM191 261H193V262H191ZM159 262H160V261H159ZM161 262H160L159 264H161ZM194 262H196V263H194ZM210 262H209V263H210ZM213 263H214V262H213ZM216 263H215V264H216ZM227 263H228V261L226 262V264H227ZM235 263H236V261H235ZM235 263H234V264H235ZM143 264H146V263L144 262ZM197 264H198V263H197ZM210 264H211V263H210ZM224 264H225V263H224ZM236 264H237V263H236ZM238 264H241V262H239Z\"/></svg>","mask_w":264,"mask_h":264},{"label":"water","instance_id":"water-1","mask_svg":"<svg viewBox=\"0 0 264 264\" xmlns=\"http://www.w3.org/2000/svg\"><path fill=\"white\" fill-rule=\"evenodd\" d=\"M2 127H3V123H2V125L0 124V132L2 131ZM0 137L1 138H3L2 137V135H0ZM3 142V141H2ZM2 148H4L5 150H6V148L3 146ZM2 151V150H1ZM7 154H2V153H0V162H1V164L3 165V166H5V167H7V168H9V167H11V168H14V162L12 161V159H11V157L10 156H6ZM262 159L263 161H264V155H262V156H260V157H258V159ZM256 159H257V157H256ZM264 163V162H263ZM1 164H0V166H1ZM1 168V167H0ZM16 169H18V166L17 167H15ZM14 168V169H15ZM13 169V170H14ZM1 170V169H0ZM3 170H1V172H2ZM138 172H139V169H138ZM1 174V173H0ZM228 178H232V174L230 175L229 173H227V179ZM227 190V189H230V187L227 185H225V186H222L221 188L220 187H218L217 189H213L212 191H210V193H213V195H215L216 194V196H214L215 198H220L221 196H224L225 195V193H223L222 194V191H224V190ZM225 190V191H226ZM199 190H193L192 192H190V194H188V195H185L184 197H182V198H180V200L179 201H181V203L183 202L184 203V205L186 204V205H191V204H196V206H194L193 208H186L187 210L189 209V210H195V215H194V217L191 219V218H184V220L180 223V224H178V225H173L174 227H173V229L171 230V232L173 231V232H176L178 229H176L177 227L179 228L180 226L181 227H184V228H191V227H193L194 226V224L196 223V222H198L199 221V218L201 219V218H203L204 216L203 215H205V211H202L200 208L201 207H203V206H205V204L207 203V202H204V200L202 199L201 200V197H205V196H207V194H206V192H208V191H206V192H204V191H202V193H204V194H202V196H200V193L201 192H198ZM199 194H198V193ZM202 203H204V204H202ZM170 208H172V207H170ZM165 212H166V210H165ZM177 212H179V211H177ZM187 213V211H184L183 212V215H185ZM165 219H173L174 218V216H167V217H164ZM152 220V219H151ZM153 221V220H152ZM152 221H149V222H147V225H145L144 224V228H146V227H148V225L149 224H151L152 223ZM4 222V221H3ZM157 235H159V234H157ZM145 236H146V234H145ZM151 237V236H150ZM150 237H149V235H147V237H142L141 235L139 236V237H137V238H135L134 239V242H135V244H134V247H136V248H139V247H143V246H145L146 244H148V242H150L151 240H150ZM103 240V239H102ZM125 240H119V241H117V248H116V250L117 251H122V250H127L129 247H131V244H133V243H130V245H128V243H126V242H124ZM133 247V248H134ZM4 250V245H3V243H1L0 242V252H2Z\"/></svg>","mask_w":264,"mask_h":264}]
</instances>
